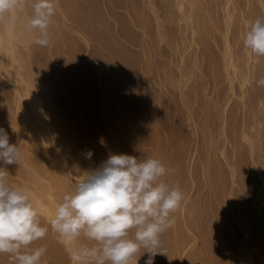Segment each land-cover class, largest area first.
<instances>
[{
  "label": "rangeland",
  "instance_id": "1",
  "mask_svg": "<svg viewBox=\"0 0 264 264\" xmlns=\"http://www.w3.org/2000/svg\"><path fill=\"white\" fill-rule=\"evenodd\" d=\"M25 1V2H24ZM23 4V8H25L24 10L27 9V12L29 14V16L31 17L33 9H32V4H33V0H24ZM28 1V2H27ZM61 1V2H59ZM67 1V2H65ZM93 1V2H92ZM107 1V2H106ZM56 0L55 3L57 4L58 7V12L56 13V15L53 17V21H52V25H50L49 27V32H50V41H52V43L50 42V44H52L50 46V44H48L45 47L36 45L34 43L35 39L34 37H37L38 32L35 30V36L33 37L34 41H30L29 44L25 45L27 48H24L22 45L18 44L17 46L20 47L21 49H19L20 53L23 54V56L26 57V55H32V61L35 67V72L37 74V71L39 73V77L41 79V83L43 84H48V85H44L46 86V88L48 89V91H50V93L52 94V98L53 101L56 105V107H60V109L62 110L61 112H63L62 114L64 115V120L65 118H67V120H65V124L67 123L68 126L72 127L74 126V130H76L75 132L78 134L76 135L77 137L79 136V138L81 139L79 142L81 143L80 146V155L83 156V158L88 159L89 157H86V155H88V151L85 153L84 148L88 147V150L92 153L95 152V154L91 155L94 156L92 159H94V161L96 162L97 167H99L104 161H106L108 159V157L112 154H126L127 155H131L132 156H139L137 157L138 159H146L147 158H156V159H161L160 161L162 162V164L165 166V168L167 169H171V171L166 174L164 177H162L161 179L164 180L165 182L169 183L170 185H178L179 188L181 189V191L185 194V196L188 199V202L186 204H183L179 210H177L175 213H173L172 215L174 216V214H176L174 216L175 218V224L174 226L169 229L168 231H166L165 233L162 234L161 240L163 243V248L166 251V253L168 254H164V255H160L157 254L154 257V264H180L179 262L184 261L185 263L187 262L188 264H211V262H213L212 264H222L221 262H223V264H239L240 259L241 261H246L248 262V264H264V261L262 260L263 258V254H264V249L262 250V248H264V213L260 214L258 208L255 209V206L251 205L256 192L254 191L257 187V182L258 179L255 178V174H254V178H253V174L252 171L254 172V169L252 167V165L250 164L251 162H249V158L248 157V153L249 151H247L246 147H242V145L240 146L239 143V139H240V132L239 130H241L242 126L244 125L243 123H247V121L249 120L250 116H251V109L249 104L247 103V107L244 106V104L241 102L239 95H240V88H236L239 85H235V95L232 94V91L230 89H228V85L227 82L223 81V79L220 77L222 75H220L221 73V63H222V55H223V33H224V14L225 11L221 9V7L218 5V7H215L216 9L213 10V17L217 22L218 26V32H210V38L207 36L206 41H208L207 43H210L209 45L205 42V40L203 42L204 46L207 45L206 47H199V49L196 48L195 45H192L190 47V43L189 42L190 39V32H188L187 34V39L188 42L186 40V42H181L185 45L181 46L179 44L177 51L179 52H175L172 53H167L169 52V50L171 49H167L170 48L167 44L164 45L161 41H160V37H159V31L161 33V28L159 29L160 25L159 23L160 20H158V18H162V22L163 19L166 18V15L168 10H162V8L164 9L166 3H167V7L168 5V0H166L165 2L162 0H150V2L148 3L149 0ZM153 1V3H151ZM100 2V3H99ZM104 4H103V3ZM113 2V3H111ZM143 2V4H141ZM76 3V4H75ZM82 3V4H81ZM87 3V4H86ZM125 3V4H124ZM131 3V4H130ZM138 3V4H137ZM145 3V4H144ZM148 3V5H147ZM158 3V4H157ZM165 3V4H164ZM242 6L244 4V1L241 2ZM64 4V6H63ZM96 4V5H95ZM119 4V5H118ZM124 4V5H123ZM134 4V5H133ZM171 4V3H170ZM99 5V6H98ZM102 5V6H101ZM127 5V6H126ZM133 5V6H131ZM138 5V6H137ZM151 5V6H150ZM156 5V6H155ZM160 5V7H158ZM245 5V4H244ZM254 5L255 8H252V11L248 8L252 13H255L256 17H261L264 16V11H263V7H260L258 4L256 6V4H251ZM68 6V7H67ZM81 6V7H80ZM94 6V7H93ZM122 6V7H121ZM131 6V7H130ZM136 6V7H135ZM140 6V7H139ZM147 6V7H146ZM253 6V7H254ZM75 7V8H74ZM105 7V8H104ZM111 7V8H110ZM125 7V8H124ZM135 7V8H133ZM142 7V8H141ZM145 7V8H144ZM151 7V8H150ZM157 7V8H155ZM245 7V6H244ZM61 8V9H60ZM77 8V9H76ZM120 8V10L118 9ZM154 8V9H153ZM80 9V10H78ZM83 9V10H82ZM115 9V10H114ZM123 9V10H122ZM125 9V10H124ZM135 9V10H134ZM142 11H141V10ZM153 9V10H152ZM157 9V10H155ZM219 9V10H218ZM255 9V12H254ZM23 10V9H22ZM22 10H20L19 12H23ZM29 10V11H28ZM77 10V11H76ZM92 10V11H91ZM107 10V11H106ZM118 10V11H117ZM131 10V11H130ZM133 10V11H132ZM150 10H152L150 12ZM243 10V9H241ZM241 10H237L235 12L236 17H235V21L232 25L231 28V32H230V39L232 42H236V45L240 49H245L244 44H243V35H244V31L247 30V26L245 25V21H244V16H241V14L243 13V11ZM262 10V11H261ZM65 13V14H63ZM65 11V12H64ZM75 11V12H74ZM104 11V12H103ZM112 11V12H111ZM117 11V12H114ZM127 11V13L125 12ZM144 11V12H143ZM162 11V12H161ZM164 11V13H163ZM240 11L242 13H240ZM30 12V13H29ZM73 12V13H71ZM80 12V13H79ZM92 15H91V13ZM99 12V13H98ZM108 14H107V13ZM111 12V13H110ZM119 12V13H118ZM134 12V13H133ZM148 12V13H147ZM155 12V14H154ZM158 12V13H156ZM160 12V13H159ZM220 12V13H219ZM223 12V14H222ZM60 13V14H59ZM77 13V14H76ZM106 13V14H105ZM113 13V14H112ZM126 13V15H125ZM132 13V14H131ZM142 15H141V14ZM94 14V15H93ZM104 14V15H103ZM128 14V15H127ZM135 16H134V15ZM155 16H153V15ZM157 14V16H156ZM166 14V15H165ZM222 14V15H221ZM258 14V15H257ZM62 15V16H61ZM74 15V16H73ZM84 15V17H83ZM91 15V16H89ZM99 17H96V16ZM150 15V16H149ZM64 16V19L62 18ZM79 16V17H78ZM81 16V17H80ZM104 16V17H103ZM110 18H109V17ZM112 16V17H111ZM119 16V17H118ZM126 16L128 18H126ZM139 18H138V17ZM147 16V17H146ZM165 16V18H164ZM67 17H69L70 19H68ZM88 17V18H87ZM158 17V18H157ZM254 17V14H253ZM66 18V19H65ZM96 18V19H94ZM112 18V19H111ZM122 18V19H120ZM138 18V20H137ZM147 18V19H146ZM255 18V17H254ZM111 19V21H110ZM125 19V20H124ZM141 19V20H140ZM62 20V21H61ZM65 20L67 22H65ZM71 20V21H70ZM76 20V21H75ZM89 20V21H88ZM98 20V21H97ZM110 22H109V21ZM119 20V21H117ZM130 20H133L132 23ZM155 20V21H154ZM158 20V21H157ZM214 20V22H215ZM221 20V21H220ZM241 22H240V21ZM70 21V22H69ZM136 21V22H135ZM157 21V22H156ZM244 21V22H243ZM63 22V24H62ZM72 22H74L72 24ZM78 22V23H77ZM87 22V23H86ZM90 22V23H89ZM98 22V23H95ZM102 22V23H101ZM113 22V23H112ZM116 22V23H114ZM119 22V23H118ZM126 22V23H124ZM138 22V23H137ZM215 22V23H216ZM221 22V23H220ZM55 23L56 25L54 26ZM58 23V24H57ZM82 25V27L80 26V24ZM89 23V24H88ZM123 23V24H122ZM130 23L135 26L133 27L132 25H130ZM134 23V24H133ZM146 23V24H145ZM156 23V24H155ZM240 23V25H239ZM69 24V25H68ZM72 24V25H70ZM98 24V25H97ZM109 26H108V25ZM112 24V25H111ZM129 24V25H128ZM149 24V25H148ZM243 24V25H242ZM66 25V26H65ZM92 25V26H91ZM105 27H104V26ZM116 25V26H115ZM122 25V27H121ZM139 25V26H137ZM155 25H157L158 27H155ZM224 25V26H223ZM64 26V27H63ZM70 28H69V27ZM76 26V27H75ZM84 26V28H83ZM98 26V27H97ZM124 26V28H123ZM128 26V27H127ZM137 26V28H136ZM141 26V27H140ZM150 26V27H149ZM246 26V27H245ZM56 29H55V28ZM75 27V28H74ZM88 29V31L86 30V28ZM97 27V29H96ZM130 27V28H129ZM59 28V29H58ZM79 28V29H78ZM108 28V30H107ZM115 28V29H114ZM121 28V29H120ZM128 28V29H126ZM135 28V29H134ZM144 28V30H143ZM157 31H156V29ZM235 28V29H234ZM239 28V29H238ZM246 28V29H245ZM58 29V30H57ZM68 29V30H66ZM74 29V30H73ZM78 29V30H77ZM92 29V31H91ZM97 31H94V30ZM100 29V31H99ZM102 29V30H101ZM118 29V31H117ZM138 29V30H137ZM242 31H241V30ZM53 32H52V31ZM72 30V31H70ZM81 32H80V31ZM115 32H114V31ZM137 30V32H136ZM142 30V31H141ZM57 31V32H56ZM67 31V32H66ZM76 31V32H75ZM82 36L80 37L79 34ZM123 31V32H122ZM130 33H129V32ZM135 31V32H133ZM211 31V30H210ZM237 31V32H236ZM83 32V33H82ZM87 32V33H86ZM108 32V33H107ZM122 32V33H120ZM127 32V33H126ZM141 32V33H140ZM178 32V30H177ZM55 33V34H54ZM57 33V34H56ZM74 33V34H73ZM77 33V34H76ZM96 33V34H94ZM100 33V35H99ZM112 35H110V34ZM135 33V34H134ZM154 36L157 35V36ZM176 33V31L174 32ZM173 33V38H174V34ZM236 33V35L234 34ZM240 33V35H239ZM71 34V35H70ZM98 34V35H97ZM132 34V35H131ZM140 34V35H139ZM144 34V36H142ZM147 38H146V36ZM179 34V35H178ZM213 34V35H212ZM220 34V35H219ZM222 34V35H221ZM53 35V36H52ZM59 35V36H58ZM63 35V36H62ZM84 35V36H83ZM182 33H176L175 38L176 39H181L182 38ZM190 37H189V36ZM234 35V36H233ZM69 36V37H68ZM98 36V37H96ZM117 36V38H116ZM135 36V37H133ZM153 38H152V37ZM214 36V37H213ZM66 37V39H65ZM74 41H73V39ZM77 37V38H76ZM124 37V38H123ZM149 37V39H148ZM159 37V38H157ZM222 37V38H221ZM232 37V38H231ZM62 38V41H60ZM84 38V39H83ZM103 38V39H102ZM128 38V39H127ZM152 40H151V39ZM157 38V39H156ZM174 38V39H175ZM58 43H56V41ZM60 39V40H59ZM72 39V40H71ZM83 39V40H81ZM94 39V40H93ZM113 39V40H112ZM119 39V41H118ZM126 39L128 41H126ZM131 43H130V41ZM133 39V40H132ZM179 39V41H181ZM80 40V41H79ZM85 40V42H84ZM99 40H103V41H99ZM109 40V41H108ZM111 40V41H110ZM123 40V41H121ZM138 43H137V41ZM145 40V41H144ZM155 40H158L155 41ZM215 41L214 43L212 41ZM218 40V41H217ZM222 40V42H221ZM69 41V42H68ZM72 41V42H71ZM92 41V42H91ZM100 43H99V42ZM107 41V42H105ZM121 41V42H120ZM126 41V43H125ZM147 41V43H146ZM151 41V43L149 42ZM175 42H178V40H174ZM54 42V43H53ZM68 42V43H67ZM87 42V43H86ZM89 42V43H88ZM97 42V43H95ZM123 42V43H122ZM157 42V44H156ZM234 42V43H235ZM35 45H33V44ZM64 45H63V44ZM74 43V44H73ZM76 43V45H75ZM86 43V44H84ZM99 43V44H98ZM102 43V44H101ZM106 43V45H105ZM142 43V44H140ZM189 43V44H188ZM218 43V44H217ZM223 43V44H222ZM32 44V45H31ZM55 44V45H53ZM67 44V45H66ZM79 46H78V45ZM88 44V45H87ZM96 44V45H95ZM127 44V45H126ZM152 44V45H151ZM215 44V45H214ZM20 45V46H19ZM58 45V46H57ZM63 45V46H62ZM72 45V46H71ZM86 45V46H85ZM120 45V46H119ZM142 45V46H141ZM146 45V46H145ZM156 47H154V46ZM158 45V46H157ZM22 46V47H21ZM57 46V48H56ZM95 46V47H94ZM113 46V48H112ZM126 46V47H125ZM140 46V47H139ZM149 46V47H148ZM189 46V48H185ZM242 46L244 48H242ZM52 47V48H51ZM68 49H67V48ZM70 47V48H69ZM74 47V48H73ZM76 47V48H75ZM78 47V48H77ZM107 47V48H106ZM118 47H119V51H118ZM120 47H122L120 49ZM146 47V49H145ZM152 47V48H151ZM154 47V49H153ZM158 47V48H157ZM162 47V48H161ZM208 47V48H207ZM215 47V48H214ZM24 48V49H22ZM32 48V49H31ZM44 48V49H43ZM50 48V49H49ZM83 48V49H82ZM92 48V49H91ZM94 48V49H93ZM102 48V50H101ZM111 48V49H110ZM164 48L165 52H164ZM37 51H36V50ZM41 49V50H40ZM57 49V51H56ZM60 49V50H59ZM63 49V50H61ZM75 49V50H74ZM111 51H109V50ZM126 49V50H125ZM129 49V50H128ZM142 49V50H141ZM150 51H149V50ZM154 50V51H151ZM156 49V50H155ZM160 49V50H159ZM181 49V50H180ZM187 49V50H186ZM192 49V50H191ZM213 49V50H212ZM219 49V50H218ZM29 50V51H28ZM33 50V51H32ZM44 50V51H43ZM47 50V52H46ZM59 50V51H58ZM70 50V51H69ZM91 50V51H90ZM103 50H107L105 52H103ZM117 50V51H116ZM183 50V51H182ZM30 51H32V53H30ZM36 51V52H35ZM52 51V52H51ZM56 53H54V52ZM64 51V52H63ZM94 51V53H93ZM115 53H114V52ZM134 51V52H133ZM137 51V52H136ZM164 52V54L162 52ZM186 51V53H185ZM190 53H189V52ZM28 52V53H27ZM46 54H45V53ZM59 52V53H58ZM103 52V53H101ZM149 52V54H148ZM183 52V54L186 56L189 55V58L192 59L194 58L195 55L196 56V62L197 66H198V70H197L199 77L194 78L193 80L190 81V83H187L186 85H183L184 83H182V87H186V88H181L180 86L177 87L178 85L176 84L177 80H181V75H179L180 72H182L180 69L181 67H184V65L182 64V62L180 61L179 55H182L181 53ZM27 53V54H25ZM37 53V54H36ZM58 59L57 56L58 55ZM127 53V55H126ZM134 53V54H133ZM143 53V54H142ZM167 53L168 57L171 55V57H166L167 55H165ZM221 53V54H220ZM25 54V55H24ZM36 56H35V55ZM56 54V55H55ZM63 54V55H62ZM65 54V55H64ZM93 54V55H92ZM104 54V56H103ZM107 54V55H106ZM112 54H115V58L113 57ZM121 54V56H120ZM132 54V55H131ZM137 54V55H135ZM154 54V56H153ZM215 54V55H214ZM53 55V56H52ZM68 55V56H67ZM102 57H101V56ZM110 55V57L108 56ZM144 57H143V56ZM151 57H149V56ZM161 55V56H160ZM176 55V56H175ZM183 55V56H184ZM45 56V57H44ZM70 56V57H69ZM76 56V57H75ZM79 56V57H78ZM95 56V57H94ZM99 56V57H98ZM125 56V57H124ZM214 56V57H213ZM36 57V58H34ZM47 57V58H46ZM52 57V58H51ZM56 60H54L55 58ZM73 57V58H72ZM85 57V58H84ZM87 57H89V60L87 59ZM104 57V58H103ZM121 57V58H120ZM132 57V58H131ZM145 59H143V58ZM149 57V58H148ZM155 57V58H153ZM159 57V58H158ZM176 57V58H175ZM204 57V58H203ZM264 57V56H263ZM39 58V59H38ZM63 58V59H62ZM67 58V59H66ZM69 58V60H68ZM112 58V59H111ZM124 58H127L124 60ZM134 58V59H133ZM165 58V60H164ZM171 58V59H170ZM175 58V59H174ZM187 58V57H186ZM205 60H203V59ZM46 59V60H45ZM48 59V60H47ZM62 59V61H61ZM73 59V60H72ZM96 59V60H95ZM100 59V61H99ZM101 59H105V61H102ZM107 59V60H106ZM115 59V60H114ZM118 59V60H117ZM123 59V60H122ZM129 59V60H128ZM133 59V60H131ZM136 59V60H135ZM161 59V60H160ZM188 59V58H187ZM7 60V59H6ZM40 60V61H39ZM139 60V61H138ZM169 60V61H168ZM178 63H176V61ZM182 60V59H181ZM189 60V59H188ZM193 60V59H192ZM191 60V61H192ZM5 61V60H4ZM38 61V62H37ZM43 61V62H42ZM51 61H54L53 63ZM61 61V62H60ZM66 61V62H65ZM71 61V62H70ZM89 61V62H88ZM111 61V63H110ZM119 61V62H116ZM128 61V62H127ZM137 61V62H136ZM143 61V63H142ZM147 61V62H146ZM171 61V63H169ZM264 61V58H263ZM8 63V61H5ZM81 62V63H80ZM85 62V63H84ZM123 62V63H122ZM125 62V64H124ZM141 62V64H140ZM211 62V64H210ZM215 62V63H214ZM39 65H38V64ZM41 63V65H40ZM69 63V65L67 64ZM117 63V64H116ZM135 63V65H133ZM156 63V65L154 66V64ZM163 65H160V64ZM167 63V64H166ZM46 64V65H45ZM59 64L60 68H57ZM61 64L62 67H61ZM65 64V65H64ZM72 64V65H71ZM87 64V66H86ZM114 64V65H113ZM123 64V65H122ZM169 64H171L170 66V70L169 71ZM176 64H180V65H176ZM205 64V65H204ZM209 64V65H208ZM43 65V66H42ZM52 65L55 66L52 67ZM68 65V66H67ZM95 65V66H93ZM98 65V66H97ZM103 65H105L103 67ZM113 65V66H112ZM121 67H120V66ZM128 65V66H126ZM132 65V66H131ZM147 65V66H146ZM160 65V66H159ZM166 65V68H164V66ZM174 65V66H173ZM211 65V66H210ZM217 65V66H216ZM64 66V67H63ZM102 66V67H100ZM108 68H107V67ZM145 66V67H143ZM176 66V67H175ZM186 66V65H185ZM41 67V68H40ZM43 67V68H42ZM72 67V68H70ZM79 67V68H78ZM82 67V68H81ZM99 67V69H98ZM119 67V68H118ZM134 69H133V68ZM139 67V68H138ZM162 68L160 70V68ZM174 67V68H173ZM178 67V68H177ZM50 68V69H49ZM65 68V69H64ZM70 68V69H69ZM75 68V69H74ZM93 68V69H90ZM102 68V69H100ZM105 68V69H104ZM108 70H107V69ZM109 68L111 70H109ZM172 68V69H171ZM185 68V67H184ZM54 69H58V70H54ZM62 69V70H59ZM77 69V70H76ZM97 69V70H96ZM122 69V70H121ZM142 69V70H141ZM148 69V70H147ZM177 69V70H176ZM219 69V70H218ZM76 70V71H75ZM79 70V71H78ZM104 70V71H103ZM114 70V71H113ZM131 70V71H130ZM136 70V71H135ZM165 72H163V71ZM174 70V71H173ZM178 70L180 71L178 73ZM210 70H211V76L210 75ZM54 71H57L56 73ZM63 71L67 72V73H63ZM73 73H72V72ZM82 71V73H81ZM90 71V72H89ZM100 71V72H99ZM111 71V72H110ZM121 71V72H120ZM130 71V72H129ZM135 71V72H134ZM145 71V72H144ZM177 71V72H176ZM52 72V73H51ZM61 72V73H60ZM85 72V73H84ZM100 75H99V73ZM113 72V73H112ZM116 72V73H115ZM163 72V73H162ZM57 73H58V78H57ZM70 73V75H69ZM76 73V76H75ZM93 73V75H92ZM133 73V75H132ZM143 73V75H142ZM147 73V76H146ZM157 73V75H156ZM168 73L170 76H168ZM67 75V77H66ZM92 75V76H91ZM95 75V77H94ZM105 75V76H104ZM107 75V77H106ZM128 75V76H126ZM166 76L164 78V76ZM173 75V76H172ZM176 75V76H175ZM179 75V76H178ZM2 76V74L0 75V77ZM45 76V77H44ZM67 80H66V78ZM69 76V77H68ZM81 76V77H80ZM123 76V78H122ZM126 76V78H125ZM131 76V77H130ZM144 76V77H143ZM150 76V77H149ZM163 76V77H162ZM177 77V78H174ZM80 77V78H78ZM92 77V79H91ZM99 77V78H98ZM135 77V79H134ZM146 77V78H145ZM148 77V78H147ZM157 77H159L158 79ZM210 77V78H209ZM4 77L2 76L0 78V90H2V92L0 91V127L3 128L4 130L6 129V132L8 133V135L12 138H16V135L18 134V128L21 125L20 121L18 120V117L16 116V104L14 101L15 98V89L14 86L11 82L7 81L6 79H3ZM69 78V79H68ZM83 78V79H82ZM90 78V82L89 79ZM98 78V79H97ZM117 78V79H116ZM122 78V79H121ZM139 78V80H137ZM141 78V79H140ZM143 78V79H142ZM209 78V79H208ZM46 79V80H45ZM56 79V80H55ZM59 82H58V80ZM63 81H62V80ZM74 79V80H73ZM76 79V81H75ZM86 79V80H85ZM88 79V80H87ZM107 79V80H106ZM114 79V80H113ZM134 79V80H133ZM147 79H149L147 81ZM162 79V80H161ZM171 79V80H170ZM198 79V81H197ZM84 80V81H83ZM106 82H105V81ZM123 82H122V81ZM127 84H126V81ZM152 80V81H151ZM163 80L165 81V83L163 82ZM171 82H170V81ZM196 80V81H195ZM205 80V82H204ZM219 80V81H218ZM66 81V82H65ZM75 81V83H74ZM80 81V82H79ZM86 81V82H85ZM98 81V82H96ZM110 81V83H109ZM116 81V82H115ZM119 81V82H118ZM143 81V82H142ZM150 81V82H149ZM161 81V82H160ZM216 81V82H215ZM218 81V82H217ZM5 82V83H4ZM44 82V83H43ZM83 82V83H82ZM93 82V83H92ZM102 82V83H101ZM125 82V83H124ZM169 82V84L167 83ZM178 82V81H177ZM20 83V82H18ZM31 84H35L34 82H30ZM60 83V84H59ZM69 83V84H68ZM74 83V84H73ZM90 83V84H89ZM98 83V84H97ZM120 83V84H118ZM142 83V85L140 84ZM146 83V84H145ZM167 83V84H166ZM193 83V84H192ZM195 83V85H194ZM211 83H214L213 85ZM218 83V84H217ZM21 85H18V88H22L21 91L24 94V90L25 92H29L30 90V94L32 93H36V89L32 88L31 84L28 85V89L26 88L27 84L26 83H20ZM63 84V85H61ZM72 84V85H71ZM87 84V85H86ZM92 84V85H91ZM117 84V85H116ZM153 84V85H152ZM155 84V85H154ZM190 84V85H189ZM197 84V86H196ZM208 84V85H207ZM220 84V85H219ZM222 84V85H221ZM36 85V84H35ZM51 85V86H49ZM66 85V86H65ZM68 85V86H67ZM84 85V86H83ZM126 85V87H125ZM167 85V86H166ZM192 88H189V87ZM205 85V86H204ZM212 85V86H211ZM21 86V87H20ZM31 86V88H30ZM56 86V87H55ZM61 86V87H60ZM73 86V87H72ZM82 86V87H81ZM96 86V87H95ZM99 86V87H98ZM101 86V87H100ZM109 88H108V87ZM112 86V87H111ZM122 86V87H121ZM142 86V87H141ZM146 86V87H145ZM154 86V87H153ZM156 86V87H155ZM165 86V88H164ZM172 88H171V87ZM210 86V87H209ZM67 87V88H66ZM85 87V88H84ZM118 87V88H117ZM121 87V88H120ZM134 87V88H133ZM141 87V88H140ZM151 87V88H150ZM177 87V88H176ZM196 87V88H195ZM208 87V88H207ZM214 87V88H213ZM6 88V90H5ZM30 88V89H29ZM57 88H59V90H57ZM64 89L65 91H63L62 89ZM66 88V89H65ZM71 88V89H70ZM75 88V89H74ZM77 88V89H76ZM79 88V89H78ZM107 88V89H106ZM124 88V89H123ZM128 90H127V89ZM158 88V89H157ZM164 88V89H163ZM207 88V89H206ZM32 89H35L32 91ZM73 89V90H72ZM88 89V90H87ZM99 89H101L99 91ZM115 89L116 92H114ZM117 89V90H116ZM136 89V90H134ZM146 89V90H144ZM156 89V90H155ZM169 89V90H168ZM179 89V90H178ZM212 89V92H211ZM62 90V91H61ZM71 90V91H70ZM83 90V91H82ZM91 90V91H90ZM104 90V91H103ZM110 90V91H109ZM112 90V91H111ZM121 90V91H119ZM160 90V91H159ZM171 90V91H170ZM194 90V91H193ZM198 90V91H197ZM203 90V91H202ZM218 90V91H217ZM239 90V91H238ZM13 91V92H11ZM32 91V93H31ZM54 91V92H53ZM69 91V92H68ZM128 91V93H127ZM143 91V92H141ZM165 91V92H164ZM191 91V93L189 92ZM197 93H196V92ZM206 91V94H205ZM208 91V92H207ZM228 94H227V92ZM59 92V93H58ZM84 92V93H83ZM102 92V93H100ZM107 93L104 94V93ZM109 92V94H108ZM119 92V93H118ZM145 92V93H144ZM149 92V93H148ZM159 92V93H158ZM179 92V93H178ZM189 92V93H188ZM195 92V93H194ZM202 92H203V99H202ZM216 92V94H215ZM65 93V94H64ZM67 93V94H66ZM71 96H70V94ZM81 93V94H80ZM94 93V94H93ZM96 93V94H95ZM121 93V94H120ZM148 93V94H147ZM151 93V94H150ZM157 93V94H156ZM163 93V94H162ZM172 93V94H171ZM175 93V94H174ZM181 93V94H180ZM182 93L184 97V101L182 98ZM199 93V94H198ZM211 93L213 95H211ZM224 93L226 95H224ZM2 94H4L3 96H1ZM32 94V95H34ZM57 94V95H55ZM100 94V95H99ZM117 94L119 96H117ZM125 94V95H123ZM144 94V95H143ZM165 94V95H164ZM169 94V95H168ZM218 94V95H217ZM8 95V96H7ZM83 95V96H82ZM97 95V98L96 96ZM116 96L115 100L113 99ZM140 95V96H139ZM195 95V97H194ZM205 95V97H204ZM208 95V96H207ZM231 95L230 98V102L228 101L227 104V99L228 97ZM88 96V98H87ZM99 96V97H98ZM108 96V97H107ZM110 96V97H109ZM124 96V98H123ZM160 99H159V97ZM168 96V97H167ZM211 96V97H210ZM228 96V97H227ZM81 97V98H80ZM83 97V98H82ZM86 99H85V98ZM93 97V98H92ZM103 97V98H102ZM121 97H122V102H121ZM130 97V98H129ZM142 97V98H139ZM149 97V98H148ZM210 97V100L209 98ZM218 97V100H217ZM223 97V98H222ZM6 98V99H5ZM12 98V99H11ZM57 98V99H56ZM67 98V100L65 99ZM106 98V99H104ZM112 98V99H111ZM168 98V99H166ZM189 98V99H188ZM195 98V100H194ZM197 98V99H196ZM216 98V100H215ZM3 99V100H2ZM11 99V100H10ZM125 99V100H124ZM129 99V100H128ZM143 99V100H142ZM159 99V101H158ZM206 99V100H205ZM226 99V100H225ZM84 100V101H83ZM90 100V102H89ZM92 100V101H91ZM103 104H102V101ZM148 100V102H147ZM163 100V101H162ZM168 100V101H166ZM173 100V101H172ZM205 100V101H204ZM209 100V101H208ZM221 100V101H220ZM3 101H7V103L5 102V104L3 103ZM57 103H56V102ZM67 101V102H65ZM69 101V103H68ZM76 101V102H75ZM95 101V102H94ZM117 101V102H116ZM121 104H119L120 102ZM175 101V102H174ZM183 101V102H182ZM188 101V102H187ZM194 101V102H193ZM196 101V102H195ZM114 102V103H113ZM119 102V103H118ZM126 102V103H125ZM162 102V104H161ZM168 102V103H166ZM173 102V103H172ZM213 102V103H212ZM219 102V103H218ZM223 102V103H222ZM237 102H239L237 104ZM12 103V104H11ZM53 103V104H54ZM64 105H62V104ZM90 103V104H89ZM97 106H96V104ZM107 103V104H106ZM111 103V105H110ZM116 103V104H115ZM118 103V104H117ZM123 103V104H122ZM132 103V104H131ZM148 103V104H147ZM158 103V104H157ZM177 103V104H176ZM181 103V104H180ZM185 103V104H184ZM205 105H204V104ZM216 105H215V104ZM227 107H226V105ZM79 106H78V105ZM195 104V106H194ZM218 104V105H217ZM4 105V106H3ZM13 105V106H12ZM67 105V106H66ZM91 105V106H90ZM94 105V107H93ZM107 105V106H106ZM115 105V106H114ZM117 105V106H116ZM125 105V106H124ZM146 105V107H145ZM148 105V108H147ZM215 105V106H214ZM226 107L225 111L223 108L220 107ZM3 106V107H1ZM82 106V107H81ZM85 106V107H84ZM88 106V107H87ZM100 108H99V107ZM110 106V107H109ZM114 106V107H113ZM128 106V107H127ZM169 106V108H168ZM192 106V107H191ZM201 106V107H200ZM210 108H208V107ZM213 106L215 108H213ZM217 106V108H216ZM14 107V108H13ZM69 107H71L69 109ZM84 107V108H83ZM93 107V108H92ZM122 107V108H121ZM138 107V108H137ZM176 107V108H175ZM182 107V109H181ZM204 107V108H203ZM238 107V109H237ZM3 110H2V109ZM83 108V110H82ZM91 108V109H90ZM102 108V109H101ZM118 108H119V112H118ZM124 108V109H123ZM130 108V109H129ZM133 108V110L131 111V109ZM173 108V109H172ZM194 108V109H193ZM203 108V109H202ZM208 108V113L206 112V109ZM220 110H219V109ZM231 108V109H230ZM12 109V110H11ZM90 109V110H89ZM115 109V110H113ZM117 109V110H116ZM135 109V110H134ZM149 109V111H148ZM189 109V110H188ZM193 109V110H192ZM218 109V110H217ZM235 109V110H233ZM2 110V111H1ZM87 110V112L85 111ZM101 110V111H100ZM110 110V111H109ZM122 110V111H121ZM145 110V112L143 111ZM168 110V111H166ZM174 110V111H173ZM198 110V111H197ZM218 112H217V111ZM238 110V111H237ZM85 111V113H84ZM94 111V112H93ZM115 111V114H111ZM126 111V112H125ZM136 113H135V112ZM186 112V116H184V113ZM192 111V112H191ZM216 111V112H214ZM222 111V112H221ZM225 113H224V112ZM241 111V112H240ZM13 112V113H10ZM15 112V113H14ZM69 112V113H67ZM91 112V113H90ZM93 112V113H92ZM101 112V113H100ZM151 112V113H150ZM224 114V116H220V113ZM244 114H243V113ZM1 113H4V115H1ZM9 113V114H7ZM66 113V114H65ZM89 113V115H88ZM96 113V114H95ZM99 115H98V114ZM109 113V114H108ZM119 113V114H118ZM145 113V114H144ZM162 113V114H161ZM202 113V115H200ZM207 113V114H206ZM219 113V114H218ZM238 113V114H237ZM247 113V114H246ZM249 113V114H248ZM13 114V115H12ZM70 114V115H69ZM94 116H93V115ZM176 114V115H175ZM189 114V116H188ZM204 114V115H203ZM214 114V115H213ZM246 114V115H245ZM74 115V116H73ZM85 115V116H84ZM87 115V116H86ZM102 115V116H101ZM106 115V117H104ZM109 115H111L109 117ZM137 115V116H136ZM144 115V117H143ZM220 117H218V116ZM15 118H14V117ZM91 116V117H90ZM103 118V122L102 118ZM115 116V117H114ZM117 116V117H116ZM141 116V117H140ZM147 116V117H146ZM149 116V118H148ZM175 116V117H174ZM182 116V117H181ZM191 116V117H190ZM199 116V117H198ZM243 116V117H242ZM8 117V118H7ZM72 117V118H71ZM90 121H89V119ZM120 117V118H119ZM187 117V118H186ZM224 117V118H222ZM13 118V119H12ZM78 118V119H77ZM87 118V119H86ZM153 118H155V123L153 122ZM190 118V119H189ZM201 118V119H200ZM204 118V119H203ZM220 118V120H219ZM10 119V120H8ZM74 121H73V120ZM92 119V120H91ZM101 119V120H100ZM149 121H148V120ZM162 119V120H161ZM181 119V120H180ZM208 119V120H207ZM231 119H233L231 121ZM8 120V121H6ZM18 122H17V121ZM88 120V121H87ZM98 120H100L98 122ZM123 120V121H122ZM144 120V121H143ZM152 120V122H151ZM190 120V121H188ZM194 120V121H193ZM204 120V121H203ZM10 121V122H9ZM68 121V122H67ZM76 121V122H75ZM133 121V122H132ZM135 121V122H134ZM140 121V122H139ZM143 121V123H142ZM177 121V122H176ZM179 121V122H178ZM193 121V122H192ZM225 121V122H224ZM245 121V122H244ZM80 125H78L79 123ZM92 122L93 124L95 123V125L93 126V124L91 125L90 123ZM125 122V123H124ZM145 122V123H144ZM208 122V123H207ZM220 122V123H219ZM228 122V123H227ZM12 125H11V124ZM19 123V125L17 124ZM74 123V124H73ZM77 123V124H75ZM89 123V124H88ZM120 123V124H119ZM122 123V124H121ZM164 123V124H163ZM180 123V124H179ZM196 123V124H195ZM204 123V125H203ZM223 123V124H222ZM225 123V124H224ZM232 123V124H231ZM235 123V124H234ZM245 123V124H246ZM2 124H4V126H2ZM10 124V126L8 125ZM15 124V125H14ZM136 124V125H135ZM140 124V125H138ZM156 126H155V125ZM178 124V125H177ZM185 124V125H184ZM188 124V125H187ZM217 124V125H216ZM222 124V125H221ZM241 124V125H240ZM18 125V126H16ZM66 125V126H67ZM89 125V126H88ZM125 127H124V126ZM191 127H188V126ZM199 125V126H198ZM206 125V126H205ZM216 125V127H215ZM222 127H221V126ZM227 128V136L229 138V142L228 144H226V149H227V155L232 158L235 150L236 153H238L237 155V161H238V166L240 167V169L242 168L244 170V174H243V170L238 168L237 171V175L236 178L234 180H232L229 176V171H227V168L225 167V161L222 151L224 149V143L222 139V132H223V136L226 139V135L224 134V128ZM236 125V127H235ZM238 125V126H237ZM84 126V127H81ZM122 126V127H121ZM132 127V128H129ZM177 128H176V127ZM181 126V127H180ZM186 126V127H185ZM198 126V128H197ZM5 127V128H4ZM12 127H14L15 129H13ZM76 127V128H75ZM96 127V129H95ZM99 127V129L97 128ZM111 127V128H110ZM160 127V128H159ZM195 127V128H194ZM230 129H229V128ZM241 127V128H240ZM11 128V129H10ZM81 128V130H80ZM84 128V129H83ZM92 128V130H91ZM101 128V129H100ZM138 128V129H137ZM146 128V129H145ZM190 128V130H189ZM192 128V129H191ZM219 128H223L222 130ZM86 130L87 133H85ZM107 129V130H105ZM130 129V131H129ZM133 129L134 132H133ZM142 129V130H141ZM199 129V130H198ZM218 129V130H217ZM239 129V130H237ZM17 131V132H12V131ZM113 130V131H112ZM156 130V132H155ZM163 130V131H161ZM194 130V131H192ZM211 130V131H210ZM78 131V132H77ZM95 131V132H94ZM98 131V132H96ZM103 131V132H102ZM125 133H124V132ZM141 131V132H140ZM170 131V132H169ZM186 131V132H185ZM222 131V132H221ZM239 131V132H237ZM83 133L84 135H80ZM93 132V133H92ZM100 132V134H99ZM119 132V134H118ZM122 132V133H121ZM133 132V133H132ZM137 132V133H136ZM148 132V133H147ZM172 132V133H171ZM174 132V133H173ZM179 132V134H178ZM189 132V133H188ZM194 132H196L194 134ZM201 132V133H200ZM217 132L220 134H217ZM234 132V134H237L236 136L234 134H232ZM10 133V134H9ZM75 133V134H76ZM117 133V136L116 134ZM124 133V134H123ZM150 133V134H149ZM185 133V134H184ZM206 133V135L204 134ZM12 134V135H11ZM93 134V135H92ZM111 134L113 135V138L111 136ZM115 134V135H114ZM139 134V135H138ZM166 134V135H165ZM190 134L191 137H189L188 135ZM192 134V135H191ZM203 134V135H202ZM15 135V136H14ZM85 135H88L85 136ZM96 135V136H95ZM98 135V137H97ZM100 135V136H99ZM132 135V136H131ZM141 135V136H140ZM143 135V136H142ZM162 135V136H161ZM166 137H165V136ZM168 135V136H167ZM171 135L172 136L171 138ZM179 135V136H178ZM202 135V136H201ZM210 137H209V136ZM221 137H219V136ZM14 136V137H13ZM136 136V137H135ZM139 136V137H138ZM158 136V137H157ZM183 136V137H182ZM193 136V138H192ZM219 138H218V137ZM239 136V137H238ZM87 137V138H86ZM110 137L112 140H110ZM146 137V138H145ZM152 137V138H151ZM187 137V139H186ZM86 138V139H85ZM98 138V139H97ZM101 138V139H100ZM105 138V139H104ZM129 138V139H128ZM167 138V139H165ZM234 138H237L234 140ZM239 138V139H238ZM91 139H93L92 141H90ZM95 139V140H94ZM137 139V140H136ZM142 139V140H141ZM151 139V140H149ZM191 139V140H190ZM193 139V141H192ZM203 139V140H202ZM212 139V140H211ZM216 139V140H215ZM220 139V140H219ZM232 139V141H231ZM86 140V141H85ZM91 142H89V141ZM102 140V142H101ZM106 140V141H105ZM109 140V141H108ZM125 140V141H124ZM184 140V141H182ZM95 141V142H94ZM139 141V143H138ZM168 141V143L166 142ZM174 141V142H172ZM188 141V142H187ZM209 143H208V142ZM217 143H216V142ZM106 142V143H105ZM116 142V143H115ZM124 142V145H123ZM143 142V143H142ZM176 142V143H175ZM192 142V144L190 143ZM223 144H222V143ZM88 143V144H87ZM90 143V144H89ZM112 143V144H111ZM119 143V144H118ZM127 143L128 147H126L127 145L125 144ZM130 143V144H128ZM132 143V145H131ZM141 143V144H140ZM172 143V144H171ZM187 143V144H186ZM234 143L237 146V149L235 148V150H232L234 148ZM149 144V145H148ZM157 144V145H156ZM177 144V145H176ZM215 144V145H214ZM84 145V146H83ZM88 145V146H86ZM92 145V147H91ZM106 145V146H105ZM110 145V146H109ZM117 145V146H116ZM134 145V146H133ZM149 147H148V146ZM182 145V148H184V150L182 148H180ZM184 145V146H183ZM191 145V146H189ZM86 146V147H85ZM123 148H122V147ZM139 146V147H138ZM143 146V147H142ZM162 148H161V147ZM209 146V147H208ZM214 146V149H213ZM235 146V147H236ZM244 146V145H243ZM94 147V149H93ZM133 147V148H132ZM148 147V148H147ZM151 147V149H149ZM156 147V148H155ZM165 147V148H164ZM206 147V148H204ZM217 147V151L215 152ZM220 147V151L219 152V148ZM241 147V148H240ZM118 148V149H117ZM145 148V149H144ZM147 148V149H146ZM187 148V149H186ZM246 148V152L245 149ZM91 149V150H90ZM124 149V150H123ZM128 149V150H127ZM136 149V150H135ZM182 149V150H181ZM214 151H212V150ZM240 149V150H239ZM116 150V151H115ZM140 150V151H139ZM238 150V151H237ZM101 151V152H100ZM104 151V152H103ZM106 151V152H105ZM125 151V153H124ZM152 151V152H151ZM157 151V152H156ZM193 151V152H192ZM205 151V152H204ZM135 152V153H134ZM141 152V153H140ZM149 152V153H148ZM155 152V153H154ZM212 152V153H211ZM242 152H243V156H242ZM85 153V154H83ZM240 153V154H239ZM247 153V154H246ZM38 153H32V156L28 155L26 157L30 158L29 163L27 162V159L25 160L26 164L24 163V160L22 159L23 162H21L20 165L17 164H13V165H2L0 164V167L5 168V170L8 172L6 174V179L9 180V183L12 185L13 183L20 186V185H25L29 183V186H31V189L33 191V189L38 190L36 188L41 187V186H45L43 185V183H46V185L48 184V182L45 181V179H40L41 186L37 185V183L35 184V180L34 178H29L30 176L33 177V171L36 170V168H34L35 170L32 169V167H36L37 165H39V169H40V165L44 163L46 164V162H44V159L41 160L40 155H38ZM102 154V155H101ZM137 154V155H136ZM152 154V155H151ZM157 156H156V155ZM171 154V155H170ZM206 154V155H205ZM222 154V155H221ZM34 155V157H33ZM40 157L38 161V157ZM85 155V156H84ZM109 155V156H108ZM161 155V156H160ZM165 155V156H164ZM210 155V156H209ZM214 157H212V156ZM247 155V156H246ZM30 156V157H29ZM209 156V158H208ZM216 156V157H215ZM25 157V158H26ZM33 157V158H32ZM36 157V159H35ZM101 158V160H99V158ZM105 157V158H104ZM158 157V158H157ZM163 157V158H161ZM167 157V158H165ZM221 157V158H219ZM242 157V158H241ZM169 158V159H168ZM204 158V159H203ZM214 158V159H213ZM239 158V160H238ZM245 158V159H244ZM34 159V160H33ZM208 159H210L208 161ZM212 159V160H211ZM236 159V158H235ZM206 160V162H205ZM214 160V161H213ZM29 161V160H28ZM34 161V162H33ZM103 161V162H102ZM204 161V163H203ZM245 161V163H243ZM41 162V164L39 163ZM44 162V163H43ZM100 165H99V163ZM209 162V164H208ZM223 162V163H222ZM33 163V164H32ZM35 163V164H34ZM38 163V164H37ZM216 163V164H215ZM220 163V164H219ZM246 163H248V165H246ZM24 164V166L22 165ZM32 166L29 167L28 166ZM169 164V165H168ZM220 166H219V165ZM224 164V166L221 168V166ZM242 164V167H241ZM203 169H202V166ZM207 165V166H206ZM19 166V167H18ZM45 166V165H44ZM47 166V165H46ZM213 166V167H212ZM237 166V167H238ZM246 166V167H245ZM21 167V168H20ZM210 169H209V168ZM216 170H215V168ZM245 167V168H244ZM12 168V170H11ZM24 168V169H23ZM28 168V169H27ZM41 168H44L43 166ZM206 168V169H205ZM33 171H32V170ZM205 169V171H204ZM219 169V170H218ZM247 169V170H245ZM250 169V170H249ZM27 170V171H26ZM209 170V171H208ZM218 170V171H217ZM23 171V172H22ZM26 171V172H25ZM40 171V170H38ZM38 171H35V174L38 173ZM43 171V170H41ZM40 171V172H41ZM188 171V172H187ZM212 171V172H211ZM222 171V172H221ZM247 171V172H246ZM29 172H32L31 174ZM44 172V171H43ZM207 172V173H205ZM29 173V174H28ZM172 175H171V174ZM224 173V174H223ZM227 175H226V174ZM207 174V175H205ZM243 174V175H242ZM250 174V175H249ZM38 175V174H37ZM39 175H44L43 173L39 174ZM220 175V177H219ZM223 175V176H222ZM245 175V176H244ZM13 176V177H12ZM28 176V177H27ZM227 176V177H226ZM247 176V177H246ZM24 180H23V178ZM208 177L210 179H208ZM224 177L226 178L224 179ZM250 177V178H249ZM252 177V178H251ZM27 178V179H26ZM29 178V179H28ZM40 178V177H39ZM11 179V180H10ZM27 181H26V180ZM31 179V180H30ZM33 179V180H32ZM172 179V180H171ZM176 179V180H174ZM224 179V180H223ZM254 179V180H253ZM39 179H36V182H40L38 181ZM44 180V181H42ZM218 180V181H217ZM232 180V181H231ZM15 181V182H14ZM24 181V182H22ZM31 181V182H30ZM61 181V180H60ZM59 181V182H60ZM169 181V182H168ZM192 181V182H191ZM211 181V182H210ZM218 183H217V182ZM233 181H235V183L233 184ZM250 181V182H249ZM254 181V182H251ZM18 182V183H17ZM26 182V183H25ZM57 181V184L55 182V188L58 189V186H60L61 182L59 183ZM221 182V183H220ZM224 182V183H223ZM23 183V184H21ZM31 183L33 185H31ZM176 183V184H175ZM193 183V184H192ZM214 183V184H213ZM252 183V184H251ZM35 184V185H34ZM59 184V185H58ZM192 184V185H191ZM256 184V185H255ZM219 185V186H217ZM240 185V186H239ZM15 186V185H14ZM38 186V187H37ZM226 186V187H225ZM35 187V188H34ZM229 187V188H228ZM232 187V188H231ZM244 187V188H243ZM252 187V188H251ZM213 188V189H212ZM220 190H219V189ZM223 188V190H221ZM240 188V190L238 189ZM243 188V189H241ZM252 190H251V189ZM225 189V190H224ZM232 192L233 195H235L234 197L232 196V198H230L231 200H229V204L228 208L227 205L225 204V196L223 194H226V190L227 191ZM233 189V190H232ZM209 190V191H208ZM215 190V191H214ZM218 190V191H217ZM213 191V192H212ZM217 191V192H216ZM221 191V192H220ZM225 191V192H224ZM252 191H254V193H252ZM35 192V191H34ZM239 192V193H238ZM242 192V193H241ZM220 193V194H219ZM242 195H241V194ZM222 195V196H221ZM254 195V196H253ZM243 196V197H241ZM224 197V198H223ZM238 197V198H237ZM252 197V198H251ZM220 198V199H219ZM240 198V199H239ZM244 198V199H243ZM219 199V201H218ZM225 199V200H224ZM236 199V200H235ZM251 199V201H250ZM219 203V205L217 204V201ZM244 202L242 203L241 202ZM245 200V201H244ZM247 200V201H246ZM247 202V205H246ZM193 203V204H192ZM223 205V206H222ZM221 206V207H220ZM249 208H248V207ZM232 207V208H231ZM227 208V209H226ZM242 208V209H240ZM248 208V209H247ZM223 209V210H222ZM256 210V211H255ZM258 210V212H257ZM192 211V212H191ZM220 211V212H219ZM225 211V212H224ZM249 211L251 213H249ZM255 213V214H254ZM238 214V215H237ZM243 216V218H245L244 216L248 217L247 220L244 222H241L240 225V219ZM256 216V218H255ZM41 217V223H45L47 222L46 219H44V217ZM252 217L254 219H252ZM263 217V218H262ZM192 218V219H191ZM239 220H238V219ZM251 218V219H250ZM262 218V219H261ZM43 219L45 221H43ZM250 220V222H249ZM260 220V221H257ZM195 223H194V222ZM255 222V223H254ZM248 223V225H246ZM254 223V224H253ZM42 224V225H43ZM223 224V225H222ZM257 224V227H256ZM191 225V226H190ZM262 225V226H261ZM193 226V227H192ZM245 226V227H244ZM248 226V227H247ZM252 226V227H251ZM255 226V227H254ZM176 227V228H175ZM188 227V228H187ZM222 227V228H221ZM191 228V229H190ZM242 228V229H241ZM249 228V229H248ZM254 229V230H251ZM263 228V229H262ZM49 229L51 230V228L49 227ZM217 229V230H216ZM246 229H248L246 231ZM50 230H48L49 233H47V235L45 236V238L38 240L36 242L33 243V246L31 245V247H41L39 245H43L42 247H45L48 251H46L45 257L42 260V264H69L71 262L70 259V252L69 249L67 248L66 245L61 244L57 239V236H55L56 234H54L53 232H51ZM221 230V231H220ZM233 230V231H232ZM172 231V232H171ZM217 231V232H216ZM219 231V232H218ZM245 233H244V232ZM249 231V232H248ZM174 232V233H173ZM243 232V233H241ZM169 233V234H167ZM253 233V234H252ZM52 234V235H49ZM180 234V235H179ZM184 234V235H183ZM220 234V235H219ZM248 234V235H247ZM252 234V235H250ZM131 235V234H130ZM168 235V236H167ZM174 235V237H173ZM250 235V236H249ZM166 236V237H165ZM182 236V237H181ZM184 236V238H183ZM244 236V238H242ZM246 236V240L245 239ZM249 236V237H248ZM191 237V238H190ZM195 237V238H194ZM251 237V238H250ZM48 238V239H47ZM51 238V239H50ZM54 238V239H53ZM180 238H183L180 240ZM199 238V239H198ZM216 238V239H215ZM242 238V240H240ZM45 239V240H44ZM50 239V240H49ZM172 239V240H171ZM191 239V242H190ZM218 239V240H217ZM222 239V240H221ZM251 240V243L250 240ZM253 239V240H252ZM45 242H44V241ZM54 240V241H52ZM184 240V241H183ZM220 240V241H219ZM84 241V242H82ZM88 241V242H87ZM167 243H166V242ZM178 241V242H177ZM217 241V242H216ZM219 241V242H218ZM224 241V242H223ZM241 241V242H240ZM246 243H245V242ZM38 242V243H37ZM48 242L50 244V248L48 247ZM58 242V245H57ZM182 242V243H180ZM193 242V243H192ZM195 242V243H194ZM201 242V243H200ZM226 242V243H225ZM236 242V243H235ZM243 242V243H242ZM254 242V243H253ZM53 243V244H51ZM61 245H60V244ZM95 242L87 240L86 238H80V240H77V244L81 245H87L89 247L93 246ZM179 243V244H178ZM225 243V244H224ZM241 243V244H240ZM249 243V244H248ZM255 243L256 246H255ZM35 244V246H34ZM39 244V245H38ZM174 244H176L174 246ZM193 244V245H192ZM219 244V245H218ZM239 244V245H238ZM250 244H252V246H250ZM261 244V245H260ZM45 245V246H44ZM47 245V246H46ZM54 245V246H51ZM55 245L57 248H55ZM77 245V247H78ZM245 245V246H243ZM62 246V247H61ZM64 246V247H63ZM191 246V247H190ZM208 246V247H207ZM241 246V247H240ZM53 247V248H52ZM205 247V248H204ZM228 247V248H227ZM248 247V249H247ZM253 247L252 252H250L249 250ZM62 250H61V249ZM171 248V249H170ZM186 248V251L185 249ZM191 248V249H190ZM197 248V249H196ZM224 248V249H223ZM226 248V249H225ZM238 248V249H237ZM244 248V249H242ZM57 249V251H56ZM65 251H64V250ZM188 249V250H187ZM224 251H222V250ZM229 249V250H228ZM242 249V250H241ZM53 250V251H52ZM176 250V252H175ZM202 252H201V251ZM205 250V251H204ZM227 250V251H226ZM237 250V251H236ZM262 250V251H261ZM50 251V252H49ZM67 251V252H66ZM168 251V252H167ZM171 251V252H170ZM174 251V252H173ZM200 254H199V252ZM232 251V253H231ZM238 251H240V254L242 252V254L240 255L238 253ZM49 252V253H48ZM69 252V253H68ZM144 249L141 248L140 252L137 254L136 258L138 257L139 259H146L147 260V254H143ZM181 252H183L181 254ZM192 252V254H191ZM194 252V253H193ZM236 252V253H235ZM248 252V253H247ZM256 252H258L256 254ZM52 253V255H51ZM54 253V254H53ZM64 253V254H63ZM178 253V254H177ZM181 255H180V254ZM196 253V254H195ZM226 253V254H224ZM228 253V254H227ZM238 253V254H237ZM251 253V254H250ZM260 253V254H259ZM263 253V254H262ZM195 254V255H194ZM237 256V257H235ZM250 257H249V255ZM256 254V255H255ZM5 255V256H4ZM49 255V256H48ZM55 255V256H54ZM142 255V256H141ZM189 255V256H188ZM194 255V257H193ZM201 256V258L198 257ZM227 255V256H226ZM241 257H239V256ZM243 255V257H242ZM248 255V256H247ZM255 255V256H254ZM3 256V257H2ZM52 256V257H51ZM182 256V257H181ZM192 256V257H191ZM225 256V258H224ZM235 258H234V257ZM0 264H13V260L11 257H9L6 254H1L0 255ZM144 257V258H143ZM178 257V258H177ZM231 257V258H230ZM247 257V258H246ZM9 258V259H8ZM46 258V259H45ZM62 258V259H60ZM64 258V259H63ZM69 258V260L67 259ZM137 258V259H138ZM164 258V259H163ZM185 258V259H184ZM188 258V259H187ZM192 258V259H191ZM203 258V259H202ZM234 258V259H233ZM240 258V259H239ZM243 258V259H242ZM259 258V259H258ZM3 259V260H2ZM4 259L6 261H4ZM66 259V260H65ZM178 259V261L176 260ZM181 259V260H180ZM211 259H213L211 261ZM230 259V260H229ZM264 259V258H263ZM53 260V261H51ZM57 260V261H56ZM63 260V261H62ZM175 260V262H174ZM193 263H192V261ZM196 260H200V261H196ZM222 260V261H221ZM226 260V261H224ZM229 260V261H228ZM237 260H239L237 262ZM262 260V262H261ZM8 261V262H7ZM11 261V263H10ZM70 261V262H69ZM167 261V262H166ZM195 261V262H194ZM204 263H203V262ZM211 261V262H210ZM255 261L257 263H255ZM44 262V263H43ZM68 262V263H66ZM166 262V263H165ZM201 262V263H200ZM237 262V263H236ZM186 263V264H187ZM244 263V262H243ZM240 262V264H243ZM72 264V262L70 263ZM247 264V263H246Z\"/></svg>",
  "mask_w": 264,
  "mask_h": 264
},
{
  "label": "bare ground",
  "instance_id": "2",
  "mask_svg": "<svg viewBox=\"0 0 264 264\" xmlns=\"http://www.w3.org/2000/svg\"><path fill=\"white\" fill-rule=\"evenodd\" d=\"M24 1V0H23ZM34 1V0H33ZM56 1V0H55ZM63 1V0H62ZM90 1V0H89ZM121 1V0H120ZM119 1V2H120ZM125 1V0H124ZM137 1V0H136ZM145 1V0H144ZM154 1V0H153ZM153 1L151 2V3H153ZM156 1V0H155ZM154 1V2H155ZM159 1V0H158ZM164 2L166 1V0H163ZM168 1H170V2H168V7H167V3H166V5H165V7H164V9L162 8V10H168L167 12H165V13H167V15H166V18H165V16H164V18L165 19H163V22H162V18H158V20H160V22L161 23H159V25H160V27H159V29L161 28V33H160V31H159V37H160V41L164 44V45H168L170 48H168L167 47V45H166V47H167V49H171V50H169V52H167V53H170L171 51L173 52V53H175V52H178L177 51V49H178V46H179V44L183 41V42H186V40H187V42H188V37H187V34H188V32H190L189 34H190V41L189 42H191L189 45H190V47L192 46V45H195L196 46V48L197 49H199V47H203L204 46V44L203 43H207L208 41H206V39H209L210 38V35L209 34H211L212 32H216V33H219L218 31L220 30H218V26H216L217 25V22H216V20L214 19V17H213V10L214 9H216L215 7H218V5L221 7V9H222V11L224 10L225 11V14H224V25H225V29H224V33H223V48H222V50H223V55H222V63H221V73H220V75H222V76H220L222 79H223V81H225V82H227V85H228V89H230L231 91H232V94L233 95H235V85L237 84V85H239V86H237L236 88L238 89V88H240L238 91L240 92V95H239V98H240V100H241V102L244 104V106H246L247 105V103L249 104V106H250V109H251V116H250V118H249V120L247 121V123L245 124V123H243L244 125L242 126V128H241V130H239V129H237V130H239V131H241L240 132V139H239V143H240V146L242 145V147H246L247 148V151H249V153H248V157H250L249 159V162H251L250 164L252 165V167H253V169H254V172L252 171V174L254 173L255 174V178H257L258 179V182H257V187H256V189L254 190L255 192H256V194H255V197H254V200H253V202H252V204L251 205H253V206H255V209L256 208H258V210H259V212H260V214H263L264 213V85H261L260 83H259V81L260 80H264V61H263V56H256V55H254V54H252L249 50H247V49H240L239 48V45H238V47H237V45H236V42H238V41H234V42H232L231 41V39H230V32H231V28H232V25H233V23H234V21H235V17H236V14H235V12L237 11V10H241V9H243V10H241V11H243V13L240 11V13H242L241 14V16H244L243 18H244V21H245V25L246 26H248V23L250 22V21H253L255 18H257L256 17V15H255V13H252L253 11H252V9L250 8V7H252V8H255V6L254 5H251V4H256V6H257V4L260 6V7H263V11H264V0H168ZM242 1H244V4H243V6L241 5L242 3ZM25 2V1H24ZM23 2V3H24ZM28 2V1H27ZM29 2H30V0H29ZM59 2H61V1H59ZM65 2H67V1H65ZM93 2V1H92ZM107 2V1H106ZM150 2V0L148 1V3ZM161 2H162V0H161ZM167 2V1H166ZM100 3V2H99ZM103 3V2H102ZM111 3H113V2H111ZM148 3H147V5H148ZM171 3V4H170ZM76 4V3H75ZM82 4V3H81ZM87 4V3H86ZM104 4V3H103ZM125 4V3H124ZM123 4V5H124ZM131 4V3H130ZM138 4V3H137ZM141 4H143V2L141 3ZM145 4V3H144ZM158 4V3H157ZM165 4V3H164ZM96 5V4H95ZM119 5V4H118ZM134 5V4H133ZM133 5H131V6H133ZM32 6V5H31ZM63 6H64V4H63ZM99 6V5H98ZM102 6V5H101ZM127 6V5H126ZM130 6V7H131ZM138 6V5H137ZM151 6V5H150ZM156 6V5H155ZM245 6V7H244ZM254 6V7H253ZM68 7V6H67ZM81 7V6H80ZM94 7V6H93ZM122 7V6H121ZM136 7V6H135ZM135 7H133V8H135ZM140 7V6H139ZM147 7V6H146ZM158 7H160V5L158 6ZM75 8V7H74ZM105 8V7H104ZM111 8V7H110ZM125 8V7H124ZM142 8V7H141ZM145 8V7H144ZM151 8V7H150ZM155 8H157V7H155ZM248 8L252 11H250L249 10V12H247L248 11ZM23 10V12H17L16 13V21H15V23L13 24V25H10V26H5V25H3V24H0V75L2 74V76L4 77L3 79H6L7 81H9V82H11L12 84H13V86H14V89H15V98H14V101H15V103H13V104H16V113H17V117H18V120L20 121V123H21V125L19 126V130H18V132L17 131H12V132H17L18 134L16 135V138H12V137H10L9 135V142L11 143V144H16L17 146H19V148H20V150H21V152L23 153V158L26 160L27 159V162L29 163L30 161H32V160H30V158H28V157H26V156H28V155H30V156H32V153L34 154V153H38L39 152V154L38 155H40V157H41V160L42 159H44V162H46V164L44 163V165L43 164H41V162H39L41 165H40V169H39V165H37L36 167H32V166H28V164H27V166H28V168L29 167H32V169L33 170H35L34 168H36V170L35 171H38V170H43V171H38V175L37 174H35V171H33L32 169V171L34 172L33 173V177H29V178H34V180H35V184L37 183V185H39V186H41V181H40V179H45V181L46 182H48V184L46 185V183H43V185H45V186H41V187H38V188H36V189H38V190H35V189H33V191H32V199H33V201H34V203H35V205H36V207H37V209H38V211H39V213H40V215L42 216V217H44V219H48V218H50L53 214H54V212H55V208H56V206H57V204L59 203V202H61L62 201V197H63V195L64 194H66L67 192H69L71 189H72V187L74 186V181L78 178L77 176L79 175L80 177H82L83 175H84V173L85 172H88V171H91V170H93V169H95V168H97V165H96V162L94 161V159H92L94 156H92V158L90 157V158H88V159H86V158H83V156H81L80 155V151H81V149H80V146H81V143L79 142L81 139V137L79 138V136L77 137L76 135H78L75 131L76 130H74L73 128H74V126H72V127H70V126H68L67 125V123L65 124V120H67V118H65V120H64V115L62 114L63 112H61L62 110L60 109V107H56V106H58V105H56L55 103H54V101H53V98H52V94L50 93V91H48V89L46 88V86H44V85H48V84H43L42 85V83H41V79L39 78V77H42V76H39V73H38V71L40 70H38L37 71V74H36V72H35V68H37V67H35L34 66V64H33V61H32V55H26V57L25 56H23V54H21L20 53V51H19V49H21L20 47H18L17 45L18 44H20V45H22L24 48H27L25 45L28 43L29 44V42L32 40V39H34V38H36V37H34L35 36V30H29L28 28H26L25 27V23H26V21L30 18V16H29V14H28V12H27V9L26 10H24L25 8H22ZM61 9V8H60ZM77 9V8H76ZM118 9V8H117ZM154 9V8H153ZM152 9V10H153ZM78 10H80V9H78ZM83 10V9H82ZM115 10V9H114ZM118 10H120V8L118 9ZM117 10V11H118ZM123 10V9H122ZM125 10V9H124ZM135 10V9H134ZM141 10V9H140ZM152 10H150V12L152 11ZM155 10H157V9H155ZM219 10V9H218ZM29 11V10H28ZM77 11V10H76ZM92 11V10H91ZM107 11V10H106ZM117 11H114V12H117ZM131 11V10H130ZM133 11V10H132ZM142 11V10H141ZM158 11V10H157ZM262 11V10H261ZM58 12H60V11H58ZM62 12V11H61ZM65 12V11H64ZM75 12V11H74ZM104 12V11H103ZM112 12V11H111ZM110 12V13H111ZM126 13H127V11H125ZM144 12V11H143ZM162 12V11H161ZM238 12V11H237ZM254 12H255V9H254ZM30 13V12H29ZM63 13V12H62ZM71 13H73V12H71ZM80 13V12H79ZM91 13V12H90ZM99 13V12H98ZM107 13V12H106ZM105 13V14H106ZM119 13V12H118ZM126 13H125V15H126ZM134 13V12H133ZM148 13V12H147ZM156 13H158V12H156ZM160 13V12H159ZM163 13H164V11H163ZM220 13V12H219ZM60 14V13H59ZM63 14H65V13H63ZM77 14V13H76ZM108 14V13H107ZM113 14V13H112ZM132 14V13H131ZM141 14V13H140ZM154 14H155V12H154ZM222 14H223V12H222ZM221 14V15H222ZM253 14H254V17H253ZM91 15H92V13H91ZM91 15H89V16H91ZM94 15V14H93ZM104 15V14H103ZM128 15V14H127ZM134 15V14H133ZM142 15V14H141ZM153 15V14H152ZM258 15V14H257ZM62 16V15H61ZM74 16V15H73ZM96 16V15H95ZM135 16V15H134ZM150 16V15H149ZM154 16V15H153ZM156 16H157V14H156ZM79 17V16H78ZM81 17V16H80ZM83 17H84V15H83ZM96 17H99V16H96ZM104 17V16H103ZM109 17V16H108ZM112 17V16H111ZM119 17V16H118ZM129 17V16H128ZM127 16H126V18H128ZM138 17V16H137ZM147 17V16H146ZM155 17V16H154ZM63 19H64V16L62 17ZM68 19H70L69 17H67ZM85 18V17H84ZM88 18V17H87ZM110 18V17H109ZM130 18V17H129ZM139 18V17H138ZM138 18H137V20H138ZM66 19V18H65ZM94 19H96V18H94ZM112 19V18H111ZM111 19H110V21H111ZM120 19H122V18H120ZM131 19V18H130ZM147 19V18H146ZM54 20V19H53ZM125 20V19H124ZM141 20V19H140ZM157 20V21H158ZM214 20H215V22H214ZM62 21V20H61ZM68 21V20H67ZM66 20H65V22H67ZM71 21V20H70ZM69 21V22H70ZM76 21V20H75ZM89 21V20H88ZM98 21V20H97ZM109 21V20H108ZM109 21V22H110ZM117 21H119V20H117ZM131 21V23H132V21L133 20H130ZM155 21V20H154ZM156 21V22H157ZM221 21V20H220ZM240 21V20H239ZM243 21V22H244ZM54 22V21H53ZM136 22V21H135ZM241 22V21H240ZM74 22H72V24H73ZM78 23V22H77ZM87 23V22H86ZM90 23V22H89ZM88 23V24H89ZM95 23H98V22H95ZM102 23V22H101ZM113 23V22H112ZM114 23H116V22H114ZM119 23V22H118ZM124 23H126V22H124ZM130 23V25H132ZM138 23V22H137ZM221 23V22H220ZM54 24V26L56 25L55 23H53ZM58 24V23H57ZM62 24H63V22H62ZM72 24H70V25H72ZM80 24V23H79ZM123 24V23H122ZM134 24V23H133ZM146 24V23H145ZM156 24V23H155ZM52 25V24H51ZM69 25V24H68ZM98 25V24H97ZM108 25V24H107ZM112 25V24H111ZM129 25V24H128ZM149 25V24H148ZM223 25V26H224ZM239 25H240V23H239ZM243 25V24H242ZM66 26V25H65ZM80 26L82 27V25L80 24ZM92 26V25H91ZM104 26V25H103ZM109 26V25H108ZM116 26V25H115ZM133 26V25H132ZM137 26H139V25H137ZM137 26H136V28H137ZM245 26V27H246ZM64 27V26H63ZM69 27V26H68ZM76 27V26H75ZM74 27V28H75ZM98 27V26H97ZM97 27H96V29H97ZM105 27V26H104ZM121 27H122V25H121ZM128 27V26H127ZM133 27H135V26H133ZM141 27V26H140ZM150 27V26H149ZM155 27H158L157 25H155ZM55 28V27H54ZM70 28V27H69ZM83 28H84V26H83ZM86 28V27H85ZM123 28H124V26H123ZM130 28V27H129ZM56 29V28H55ZM59 29V28H58ZM57 29V30H58ZM79 29V28H78ZM77 29V30H78ZM115 29V28H114ZM121 29V28H120ZM126 29H128V28H126ZM135 29V28H134ZM156 29V28H155ZM235 29V28H234ZM239 29V28H238ZM246 29V28H245ZM50 30V29H49ZM66 30H68V29H66ZM74 30V29H73ZM86 30L88 31V29L86 28ZM94 30V29H93ZM102 30V29H101ZM107 30H108V28H107ZM138 30V29H137ZM137 30H136V32H137ZM143 30H144V28H143ZM177 30H178V32L179 33H182V38L180 39L181 41H179V39H176L175 38V36H176V33H178L177 32ZM211 30V31H210ZM241 30V29H240ZM52 31V30H51ZM70 31H72V30H70ZM80 31V30H79ZM82 31V30H81ZM80 31V32H81ZM91 31H92V29H91ZM94 31H97V30H94ZM99 31H100V29H99ZM114 31V30H113ZM116 31V30H115ZM114 31V32H115ZM117 31H118V29H117ZM142 31V30H141ZM156 31H157V29H156ZM176 31V33H174ZM242 31V30H241ZM53 32V31H52ZM57 32V31H56ZM67 32V31H66ZM73 32V31H72ZM76 32V31H75ZM78 32V31H77ZM123 32V31H122ZM122 32H120V33H122ZM129 32V31H128ZM133 32H135V31H133ZM211 32V33H210ZM237 32V31H236ZM245 32V31H244ZM83 33V32H82ZM87 33V32H86ZM108 33V32H107ZM127 33V32H126ZM130 33V32H129ZM141 33V32H140ZM173 33L175 34L174 35V38H173ZM55 34V33H54ZM57 34V33H56ZM74 34V33H73ZM77 34V33H76ZM78 34H79V32H78ZM94 34H96V33H94ZM110 34V33H109ZM113 34V33H112ZM112 34H110V35H112ZM135 34V33H134ZM153 34V36H154V33H152ZM235 35H236V33H234ZM38 35V34H37ZM71 35V34H70ZM98 35V34H97ZM99 35H100V33H99ZM132 35V34H131ZM140 35V34H139ZM179 35V34H178ZM209 35V36H208ZM213 35V34H212ZM220 35V34H219ZM222 35V34H221ZM239 35H240V33H239ZM53 36V35H52ZM59 36V35H58ZM63 36V35H62ZM79 36L80 37H82L80 34H79ZM84 36V35H83ZM142 36H144V34L142 35ZM145 36H146V34H145ZM155 36H157V35H155ZM154 36V37H155ZM209 37V38H206V37ZM234 36V35H233ZM34 37V38H33ZM69 37V36H68ZM96 37H98V36H96ZM133 37H135V36H133ZM152 37V36H151ZM159 37H157V38H159ZM177 37V36H176ZM214 37V36H213ZM77 38V37H76ZM116 38H117V36H116ZM124 38V37H123ZM146 38H147V36H146ZM153 38V37H152ZM156 38V39H157ZM222 38V37H221ZM232 38V37H231ZM51 39V38H50ZM61 39V40H60ZM59 40L60 41H62V38H60ZM65 39H66V37H65ZM72 39H73V37H72ZM71 39V40H72ZM84 39V38H83ZM83 39H81V40H83ZM103 39V38H102ZM128 39V38H127ZM126 39V41H128ZM148 39H149V37H148ZM151 39V38H150ZM94 40V39H93ZM113 40V39H112ZM133 40V39H132ZM152 40V39H151ZM174 40H178V42H175ZM205 40V42H203ZM243 40V39H242ZM32 41H34V40H32ZM52 41L53 40H51L50 42L52 43ZM55 41H56V39H55ZM73 41H74V39H73ZM80 41V40H79ZM99 41H103V40H99ZM98 41V42H99ZM109 41V40H108ZM111 41V40H110ZM118 41H119V39H118ZM121 41H123V40H121ZM120 41V42H121ZM126 41H125V43H126ZM129 41H130V39H129ZM137 41V40H136ZM139 41V40H138ZM138 41H137V43H138ZM145 41V40H144ZM155 41H157L158 42V40H155ZM218 41V40H217ZM69 42V41H68ZM67 42V43H68ZM72 42V41H71ZM75 42V41H74ZM84 42H85V40H84ZM92 42V41H91ZM105 42H107V41H105ZM150 43H151V41H149ZM157 42H156V44H157ZM213 43L215 42L214 40L212 41ZM221 42H222V40H221ZM54 43V42H53ZM56 43H58L57 41H56ZM87 43V42H86ZM86 43H84V44H86ZM89 43V42H88ZM95 43H97V42H95ZM100 43V42H99ZM98 43V44H99ZM123 43V42H122ZM130 43H131V41H130ZM146 43H147V41H146ZM159 43V42H158ZM205 43V44H206ZM27 44V45H28ZM33 44V43H32ZM31 44V45H32ZM50 44V43H49ZM63 44V43H62ZM74 44V43H73ZM102 44V43H101ZM140 44H142V43H140ZM182 45H185V44H183V43H181ZM181 44H180V46H181ZM208 45L210 44V43H207ZM218 44V43H217ZM19 45V46H20ZM33 45H35V44H33ZM52 44H50V46H51ZM53 45H55V44H53ZM64 45V44H63ZM62 45V46H63ZM67 45V44H66ZM75 45H76V43H75ZM78 45V44H77ZM88 45V44H87ZM96 45V44H95ZM105 45H106V43H105ZM127 45V44H126ZM152 45V44H151ZM211 45V44H210ZM215 45V44H214ZM21 46V47H22ZM36 46V45H35ZM58 46V45H57ZM57 46H56V48H57ZM72 46V45H71ZM79 46V45H78ZM86 46V45H85ZM120 46V45H119ZM142 46V45H141ZM146 46V45H145ZM154 46V45H153ZM158 46V45H157ZM207 45H205L204 47H206ZM241 46V45H240ZM42 47H45V46H42ZM95 47V46H94ZM126 47V46H125ZM140 47V46H139ZM149 47V46H148ZM155 47V46H154ZM154 47H153V49H154ZM24 48H22V49H24ZM52 48V47H51ZM67 48V47H66ZM70 48V47H69ZM74 48V47H73ZM76 48V47H75ZM78 48V47H77ZM107 48V47H106ZM112 48H113V46H112ZM122 47H120V49H121ZM152 48V47H151ZM156 48V47H155ZM158 48V47H157ZM162 48V47H161ZM185 48H189V46H187V47H185ZM208 48V47H207ZM215 48V47H214ZM242 48H244L243 46H242ZM32 49V48H31ZM44 49V48H43ZM50 49V48H49ZM68 49V48H67ZM83 49V48H82ZM92 49V48H91ZM94 49V48H93ZM111 49V48H110ZM114 49V48H113ZM145 49H146V47H145ZM165 49L166 48H164L163 50H164V52H165ZM25 50V49H24ZM36 50V49H35ZM41 50V49H40ZM60 50V49H59ZM58 50V51H59ZM61 50H63V49H61ZM75 50V49H74ZM101 50H102V48H101ZM109 50V49H108ZM126 50V49H125ZM129 50V49H128ZM142 50V49H141ZM149 50V49H148ZM156 50V49H155ZM160 50V49H159ZM181 50V49H180ZM187 50V49H186ZM192 50V49H191ZM213 50V49H212ZM219 50V49H218ZM29 51V50H28ZM33 51V50H32ZM32 51H30V53H32ZM37 51V50H36ZM35 51V52H36ZM44 51V50H43ZM56 51H57V49H56ZM70 51V50H69ZM91 51V50H90ZM105 51H107V50H105ZM104 50H103V52H105ZM110 51V50H109ZM117 51V50H116ZM118 51H119V47H118ZM150 51V50H149ZM151 51H154V50H152L151 49ZM183 51V50H182ZM25 52H26V50H25ZM46 52H47V50H46ZM52 52V51H51ZM54 52V51H53ZM64 52V51H63ZM103 52H101V53H103ZM111 52V51H110ZM114 52V51H113ZM134 52V51H133ZM137 52V51H136ZM155 52V51H154ZM162 52V51H161ZM164 52H162L163 54H164ZM171 52V53H172ZM189 52V51H188ZM28 53V52H27ZM27 53H25V54H27ZM45 53V52H44ZM48 53V52H47ZM54 53H56V52H54ZM59 53V52H58ZM57 53V54H58ZM93 53H94V51H93ZM115 53V52H114ZM167 53L165 54V55H167ZM172 53V54H173ZM185 53H186V51H185ZM184 53V54H185ZM190 53V52H189ZM24 54V55H25ZM37 54V53H36ZM46 54V53H45ZM134 54V53H133ZM143 54V53H142ZM148 54H149V52H148ZM178 54H179V52H178ZM182 55H179L180 57L179 58H181L180 59V61L182 62V64L184 65V67H181L180 66V68H182V69H180L182 72H180L179 70H178V73H179V75H181V78H182V81L180 80H177L176 81V84L178 85L177 87H179L180 85H182V83H184L183 85H186L187 83H190V81L191 80H193L194 78H198L199 77V74H198V72H197V70H198V66H197V63L198 62H196L195 60V58H196V56L197 55H195L194 56V58H192V59H190L189 58V55L187 56H185L184 54H183V52L181 53ZM187 54V53H186ZM221 54V53H220ZM35 55V54H34ZM56 55V54H55ZM63 55V54H62ZM65 55V54H64ZM93 55V54H92ZM107 55V54H106ZM113 55V57L115 58V54H112ZM126 55H127V53H126ZM132 55V54H131ZM135 55H137V54H135ZM184 55V56H183ZM215 55V54H214ZM36 56V55H35ZM53 56V55H52ZM57 56V59H58V56H59V54L58 55H56ZM68 56V55H67ZM101 56V55H100ZM103 56H104V54H103ZM109 57H110V55H108ZM120 56H121V54H120ZM138 56V55H137ZM143 56V55H142ZM149 56V55H148ZM153 56H154V54H153ZM161 56V55H160ZM176 56V55H175ZM45 57V56H44ZM60 57V56H59ZM70 57V56H69ZM76 57V56H75ZM79 57V56H78ZM95 57V56H94ZM99 57V56H98ZM102 57V56H101ZM125 57V56H124ZM144 57V56H143ZM142 57V58H143ZM149 57H151V56H149ZM148 57V58H149ZM166 57H168V55L166 56ZM169 57H171V55L169 56ZM168 57V58H169ZM189 59H187V58ZM214 57V56H213ZM34 58H36V57H34ZM47 58V57H46ZM52 58V57H51ZM55 58V57H54ZM73 58V57H72ZM85 58V57H84ZM104 58V57H103ZM121 58V57H120ZM132 58V57H131ZM153 58H155V57H153ZM159 58V57H158ZM176 58V57H175ZM174 58V59H175ZM204 58V57H203ZM203 58H201V59H203ZM7 59V60H6ZM39 59V58H38ZM63 59V58H62ZM62 59H61V61H62ZM67 59V58H66ZM87 59L89 60V57H87ZM112 59V58H111ZM125 59H127V58H124V60ZM134 59V58H133ZM133 59H131V60H133ZM144 59V58H143ZM171 59V58H170ZM8 61V63L7 62H5V61ZM46 60V59H45ZM48 60V59H47ZM54 60H56V58L54 59ZM59 60V59H58ZM68 60H69V58H68ZM73 60V59H72ZM96 60V59H95ZM102 61H105V59L103 60V59H101ZM107 60V59H106ZM115 60V59H114ZM118 60V59H117ZM123 60V59H122ZM129 60V59H128ZM136 60V59H135ZM145 60V59H144ZM161 60V59H160ZM164 60H165V58H164ZM192 60V61H191ZM203 60H205V59H203ZM40 61V60H39ZM60 61V62H61ZM99 61H100V59H99ZM134 61V60H133ZM139 61V60H138ZM169 61V60H168ZM176 61V60H175ZM38 62V61H37ZM43 62V61H42ZM52 63L54 62V61H51ZM66 62V61H65ZM71 62V61H70ZM89 62V61H88ZM116 62H119V61H116ZM128 62V61H127ZM137 62V61H136ZM147 62V61H146ZM55 63V62H54ZM53 63V64H54ZM81 63V62H80ZM85 63V62H84ZM110 63H111V61H110ZM120 63V62H119ZM123 63V62H122ZM142 63H143V61H142ZM169 63H171V61L169 62ZM176 63H178L177 61H176ZM215 63V62H214ZM38 64V63H37ZM68 65H69V63H67ZM117 64V63H116ZM124 64H125V62H124ZM140 64H141V62H140ZM154 64V63H153ZM167 64V63H166ZM172 64V63H171ZM171 64H169L168 66H169V71H171L172 72V70H170V65ZM210 64H211V62H210ZM39 65V64H38ZM40 65H41V63H40ZM46 65V64H45ZM62 65L63 64H61V67H62ZM65 65V64H64ZM67 65V66H68ZM72 65V64H71ZM114 65V64H113ZM112 65V66H113ZM123 65V64H122ZM133 65H135V63L133 64ZM156 65V63L154 64V66ZM160 65H163L162 63L160 64ZM159 65V66H160ZM176 65H180V64H176ZM186 65V66H185ZM205 65V64H204ZM209 65V64H208ZM43 66V65H42ZM86 66H87V64H86ZM93 66H95V65H93ZM98 66V65H97ZM105 65H103V67H104ZM120 66V65H119ZM126 66H128V65H126ZM132 66V65H131ZM147 66V65H146ZM174 66V65H173ZM211 66V65H210ZM217 66V65H216ZM35 67V68H34ZM52 67H54L55 68V66L54 65H52ZM64 67V66H63ZM100 67H102V66H100ZM107 67V66H106ZM121 67V66H120ZM143 67H145V66H143ZM176 67V66H175ZM41 68V67H40ZM43 68V67H42ZM57 68H60L59 67V64H58V66H57ZM70 68H72V67H70ZM69 68V69H70ZM79 68V67H78ZM82 68V67H81ZM108 68V67H107ZM106 68V69H107ZM119 68V67H118ZM133 68V67H132ZM135 68V67H134ZM133 68V69H134ZM139 68V67H138ZM160 68V67H159ZM166 68V65L164 66V68L163 69H165ZM174 68V67H173ZM178 68V67H177ZM38 69V68H37ZM50 69V68H49ZM65 69V68H64ZM75 69V68H74ZM90 69H93V68H90ZM98 69H99V67H98ZM100 69H102V68H100ZM105 69V68H104ZM162 68H160V70H161ZM172 69V68H171ZM202 69V68H201ZM200 69V70H201ZM54 70H58V69H54ZM59 70H62V69H59ZM77 70V69H76ZM75 70V71H76ZM97 70V69H96ZM108 70V69H107ZM109 70H111L110 68H109ZM122 70V69H121ZM142 70V69H141ZM148 70V69H147ZM177 70V69H176ZM200 70H198L199 71V73H200ZM219 70V69H218ZM41 71V70H40ZM39 71V72H40ZM79 71V70H78ZM104 71V70H103ZM114 71V70H113ZM131 71V70H130ZM129 71V72H130ZM136 71V70H135ZM134 71V72H135ZM163 71V70H162ZM174 71V70H173ZM55 73L57 72V71H54ZM65 71H63V73H64ZM72 72V71H71ZM90 72V71H89ZM100 72V71H99ZM98 72V73H99ZM111 72V71H110ZM121 72V71H120ZM145 72V71H144ZM163 72H165V71H163ZM162 72V73H163ZM177 72V71H176ZM52 73V72H51ZM61 73V72H60ZM65 73H67V72H65ZM73 73V72H72ZM81 73H82V71H81ZM85 73V72H84ZM113 73V72H112ZM116 73V72H115ZM211 70H210V75H211ZM69 75H70V73H69ZM92 75H93V73H92ZM91 75V76H92ZM99 75H100V73H99ZM132 75H133V73H132ZM142 75H143V73H142ZM156 75H157V73H156ZM170 75H171V73H170ZM169 75V73H168V76H170ZM178 75V76H179ZM1 76V77H2ZM75 76H76V73H75ZM105 76V75H104ZM126 76H128V75H126ZM126 76H125V78H126ZM146 76H147V73H146ZM164 76V75H163ZM162 76V77H163ZM167 76V75H166ZM166 76H164V78L166 77ZM173 76V75H172ZM176 76V75H175ZM174 76V78H177V77H175ZM212 76V75H211ZM0 77V78H1ZM45 77V76H44ZM59 76H58V73H57V78H58ZM65 77V76H64ZM66 77H67V75H66ZM65 77V78H66ZM69 77V76H68ZM81 77V76H80ZM80 77H78V78H80ZM94 77H95V75H94ZM106 77H107V75H106ZM131 77V76H130ZM144 77V76H143ZM150 77V76H149ZM213 77V76H212ZM99 78V77H98ZM97 78V79H98ZM122 78H123V76H122ZM121 78V79H122ZM146 78V77H145ZM148 78V77H147ZM159 77H157V79H158ZM200 78V77H199ZM210 78V77H209ZM208 78V79H209ZM69 79V78H68ZM83 79V78H82ZM89 79V82H90V78H88ZM87 79V80H88ZM91 79H92V77H91ZM117 79V78H116ZM124 79V78H123ZM134 79H135V77H134ZM133 79V80H134ZM141 79V78H140ZM143 79V78H142ZM46 80V79H45ZM56 80V79H55ZM58 80V79H57ZM62 80V79H61ZM66 80H67V78H66ZM74 80V79H73ZM86 80V79H85ZM107 80V79H106ZM114 80V79H113ZM137 80H139V78L137 79ZM149 79H147V81H148ZM159 80L160 79H158V82H159ZM162 80V79H161ZM171 80V79H170ZM169 80V81H170ZM1 81V80H0ZM63 81V80H62ZM75 81H76V79H75ZM75 81H74V83H75ZM84 81V80H83ZM105 81V80H104ZM122 81V80H121ZM126 81V80H125ZM152 81V80H151ZM196 81V80H195ZM197 81H198V79H197ZM219 81V80H218ZM217 81V82H218ZM2 82V81H1ZM18 82H20V83H26L27 84V86H26V88L28 89V85H30L31 83L30 82H34L35 84H31V86H32V88H35V89H32V91L33 90H35L36 91V93L34 94V93H32V91H31V93L32 94H34V95H32V94H30L29 92H30V90H29V92L27 91V92H25V90H24V94H23V92L21 91V89L20 88H18V85H21L20 83H18ZM58 82H59V80H58ZM66 82V81H65ZM80 82V81H79ZM86 82V81H85ZM96 82H98V81H96ZM106 82V81H105ZM116 82V81H115ZM119 82V81H118ZM123 82V81H122ZM143 82V81H142ZM150 82V81H149ZM161 82V81H160ZM163 82L165 83V81L163 80ZM171 82V81H170ZM204 82H205V80H204ZM216 82V81H215ZM5 83V82H4ZM44 83V82H43ZM73 83V84H74ZM83 83V82H82ZM93 83V82H92ZM99 83V82H98ZM97 83V84H98ZM102 83V82H101ZM109 83H110V81H109ZM125 83V82H124ZM168 84H169V82H167ZM166 83V84H167ZM1 84V83H0ZM60 84V83H59ZM69 84V83H68ZM90 84V83H89ZM118 84H120V83H118ZM126 84H127V81H126ZM141 85H142V83H140ZM146 84V83H145ZM193 84V83H192ZM212 85L214 84V83H211ZM218 84V83H217ZM61 85H63V84H61ZM72 85V84H71ZM87 85V84H86ZM92 85V84H91ZM117 85V84H116ZM153 85V84H152ZM155 85V84H154ZM190 85V84H189ZM194 85H195V83H194ZM208 85V84H207ZM211 85V86H212ZM220 85V84H219ZM222 85V84H221ZM31 86H30V88H31ZM49 86H51V85H49ZM66 86V85H65ZM68 86V85H67ZM84 86V85H83ZM167 86V85H166ZM187 86V85H186ZM196 86H197V84H196ZM205 86V85H204ZM21 87V86H20ZM56 87V86H55ZM61 87V86H60ZM73 87V86H72ZM82 87V86H81ZM96 87V86H95ZM99 87V86H98ZM101 87V86H100ZM108 87V86H107ZM112 87V86H111ZM122 87V86H121ZM120 87V88H121ZM125 87H126V85H125ZM142 87V86H141ZM140 87V88H141ZM146 87V86H145ZM154 87V86H153ZM156 87V86H155ZM171 87V86H170ZM176 87V88H177ZM182 89L183 88H186L185 86L184 87H182V86H180ZM192 87H194V86H192L191 85V87H189V88H192ZM210 87V86H209ZM1 88V87H0ZM29 88V89H30ZM67 88V87H66ZM65 88V89H66ZM85 88V87H84ZM109 88V87H108ZM118 88V87H117ZM134 88V87H133ZM151 88V87H150ZM164 88H165V86H164ZM163 88V89H164ZM172 88V87H171ZM196 88V87H195ZM208 88V87H207ZM206 88V89H207ZM214 88V87H213ZM62 89V88H61ZM71 89V88H70ZM75 89V88H74ZM77 89V88H76ZM79 89V88H78ZM107 89V88H106ZM124 89V88H123ZM127 89V88H126ZM158 89V88H157ZM5 90H6V88H5ZM57 90H59V88H57ZM63 91H65L64 89H62ZM61 90V91H62ZM73 90V89H72ZM88 90V89H87ZM101 89H99V91H100ZM112 90H114V92H116L117 93V91H115V89H112ZM111 90V91H112ZM117 90V89H116ZM128 90V89H127ZM134 90H136V89H134ZM144 90H146V89H144ZM156 90V89H155ZM169 90V89H168ZM179 90V89H178ZM184 90V89H183ZM1 92H2V90H0ZM71 91V90H70ZM83 91V90H82ZM91 91V90H90ZM104 91V90H103ZM110 91V90H109ZM119 91H121V90H119ZM160 91V90H159ZM171 91V90H170ZM194 91V90H193ZM198 91V90H197ZM203 91V90H202ZM218 91V90H217ZM11 92H13V91H11ZM34 92V91H33ZM54 92V91H53ZM69 92V91H68ZM141 92H143V91H141ZM165 92V91H164ZM190 93H191V91H189ZM188 92V93H189ZM196 92V91H195ZM194 92V93H195ZM208 92V91H207ZM211 92H212V89H211ZM227 92V91H226ZM3 93V92H2ZM59 93V92H58ZM84 93V92H83ZM100 93H102V92H100ZM104 93V92H103ZM119 93V92H118ZM127 93H128V91H127ZM145 93V92H144ZM149 93V92H148ZM147 93V94H148ZM159 93V92H158ZM179 93V92H178ZM197 93V92H196ZM13 94H14V92H13ZM65 94V93H64ZM67 94V93H66ZM70 94V93H69ZM81 94V93H80ZM94 94V93H93ZM96 94V93H95ZM104 94H106L107 95V93H104ZM108 94H109V92H108ZM121 94V93H120ZM151 94V93H150ZM157 94V93H156ZM163 94V93H162ZM172 94V93H171ZM175 94V93H174ZM181 94V93H180ZM199 94V93H198ZM205 94H206V91H205ZM215 94H216V92H215ZM227 94H228V92H227ZM4 94H2L1 96H3ZM55 95H57V94H55ZM100 95V94H99ZM123 95H125V94H123ZM144 95V94H143ZM165 95V94H164ZM169 95V94H168ZM186 95V94H185ZM185 95H183V93H182V97L183 96H185ZM211 95H213L212 93H211ZM218 95V94H217ZM224 95H226L225 93H224ZM229 95V94H228ZM8 96V95H7ZM70 96H71V94H70ZM83 96V95H82ZM96 96V98H97V95H95ZM113 96V95H112ZM117 96H119L118 94H117ZM126 96V95H125ZM140 96V95H139ZM208 96V95H207ZM99 97V96H98ZM108 97V96H107ZM110 97V96H109ZM114 97V96H113ZM159 97V96H158ZM168 97V96H167ZM194 97H195V95H194ZM204 97H205V95H204ZM211 97V96H210ZM210 97H208L209 98V100H210ZM228 97V96H227ZM1 98V97H0ZM81 98V97H80ZM83 98V97H82ZM85 98V97H84ZM87 98H88V96H87ZM93 98V97H92ZM103 98V97H102ZM116 98V96L113 98V99H115ZM123 98H124V96H123ZM130 98V97H129ZM139 98H142V97H139ZM149 98V97H148ZM223 98V97H222ZM230 98H231V95L228 97V99H227V104H228V101L230 102ZM6 99V98H5ZM12 99V98H11ZM10 99V100H11ZM57 99V98H56ZM66 100H67V98H65ZM86 99V98H85ZM104 99H106V98H104ZM112 99V98H111ZM159 99H160V97H159ZM159 99H158V101H159ZM166 99H168V98H166ZM183 100H184V97L182 98ZM189 99V98H188ZM197 99V98H196ZM202 99H203V92H202ZM3 100V99H2ZM115 100H118V99H115ZM125 100V99H124ZM129 100V99H128ZM143 100V99H142ZM194 100H195V98H194ZM206 100V99H205ZM204 100V101H205ZM208 100V101H209ZM215 100H216V98H215ZM217 100H218V97H217ZM226 100V99H225ZM84 101V100H83ZM92 101V100H91ZM102 101V100H101ZM163 101V100H162ZM166 101H168V100H166ZM173 101V100H172ZM184 101H186V100H184ZM221 101V100H220ZM1 102V101H0ZM6 103H7V101H5ZM5 102L3 101V103L5 104ZM56 102V101H55ZM65 102H67V101H65ZM76 102V101H75ZM89 102H90V100H89ZM95 102V101H94ZM117 102V101H116ZM120 102V101H119ZM118 102V103H119ZM121 102H122V97H121ZM121 102L119 103V104H121ZM147 102H148V100H147ZM175 102V101H174ZM183 102V101H182ZM188 102V101H187ZM194 102V101H193ZM196 102V101H195ZM54 103V104H53ZM57 103V102H56ZM68 103H69V101H68ZM114 103V102H113ZM117 103V104H118ZM126 103V102H125ZM166 103H168V102H166ZM173 103V102H172ZM213 103V102H212ZM219 103V102H218ZM223 103V102H222ZM239 102H237V104H238ZM12 104V103H11ZM62 104V103H61ZM70 104V103H69ZM90 104V103H89ZM96 104V103H95ZM102 104H103V101H102ZM107 104V103H106ZM116 104V103H115ZM123 104V103H122ZM132 104V103H131ZM148 104V103H147ZM158 104V103H157ZM161 104H162V102H161ZM177 104V103H176ZM181 104V103H180ZM185 104V103H184ZM204 104V103H203ZM215 104V103H214ZM225 104V103H224ZM6 105V104H5ZM56 105V106H55ZM62 105H64V104H62ZM78 105V104H77ZM80 105V104H79ZM78 105V106H79ZM110 105H111V103H110ZM168 105H169V103H168ZM205 105V104H204ZM216 105V104H215ZM214 105V106H215ZM218 105V104H217ZM226 105V104H225ZM4 106V105H3ZM3 106H1V107H3ZM13 106V105H12ZM67 106V105H66ZM91 106V105H90ZM96 106H97V104H96ZM107 106V105H106ZM115 106V105H114ZM113 106V107H114ZM117 106V105H116ZM125 106V105H124ZM194 106H195V104H194ZM213 106V108H215ZM82 107V106H81ZM85 107V106H84ZM83 107V108H84ZM88 107V106H87ZM93 107H94V105H93ZM92 107V108H93ZM99 107V106H98ZM101 107V106H100ZM99 107V108H100ZM110 107V106H109ZM128 107V106H127ZM145 107H146V105H145ZM192 107V106H191ZM201 107V106H200ZM208 107V106H207ZM220 107H221V105H220ZM226 107H227V105H226ZM226 107H221V108H225L226 109ZM247 107V106H246ZM14 108V107H13ZM71 107H69V109H70ZM83 108H82V110H83ZM122 108V107H121ZM138 108V107H137ZM147 108H148V105H147ZM168 108H169V106H168ZM176 108V107H175ZM204 108V107H203ZM202 108V109H203ZM208 108H210V107H208ZM208 108L206 109V112L208 111ZM216 108H217V106H216ZM2 109V108H1ZM91 109V108H90ZM89 109V110H90ZM102 109V108H101ZM124 109V108H123ZM130 109V108H129ZM173 109V108H172ZM181 109H182V107H181ZM194 109V108H193ZM192 109V110H193ZM219 109V108H218ZM217 109V110H218ZM225 109H224V111H225ZM231 109V108H230ZM237 109H238V107H237ZM3 110V109H2ZM1 110V111H2ZM12 110V109H11ZM113 110H115V109H113ZM117 110V109H116ZM133 110V108L131 109V111ZM135 110V109H134ZM189 110V109H188ZM216 110V111H217ZM220 110V109H219ZM233 110H235V109H233ZM239 110V109H238ZM237 110V111H238ZM86 112H87V110H85ZM85 111H84V113H85ZM101 111V110H100ZM110 111V110H109ZM122 111V110H121ZM144 112H145V110H143ZM148 111H149V109H148ZM166 111H168V110H166ZM174 111V110H173ZM198 111V110H197ZM216 111H214V112H216ZM223 111V112H224ZM94 112V111H93ZM92 112V113H93ZM118 112H119V108H118ZM126 112V111H125ZM135 112V111H134ZM137 112V111H136ZM135 112V113H136ZM186 112L187 111H185V113H184V116H186ZM192 112V111H191ZM209 112V111H208ZM207 112V113H208ZM218 112V111H217ZM222 112V111H221ZM241 112V111H240ZM10 113H13V112H10ZM15 113V112H14ZM67 113H69V112H67ZM91 113V112H90ZM101 113V112H100ZM151 113V112H150ZM206 113V114H207ZM220 113V112H219ZM218 113V114H219ZM225 113V112H224ZM243 113V112H242ZM7 114H9V113H7ZM66 114V113H65ZM96 114V113H95ZM98 114V113H97ZM109 114V113H108ZM111 114H115V111L113 112V113H111ZM119 114V113H118ZM145 114V113H144ZM162 114V113H161ZM221 114L222 113H220V116H221ZM238 114V113H237ZM244 114V113H243ZM247 114V113H246ZM245 114V115H246ZM249 114V113H248ZM1 115H4V113H1ZM13 115V114H12ZM70 115V114H69ZM88 115H89V113H88ZM93 115V114H92ZM99 115V114H98ZM116 115V114H115ZM176 115V114H175ZM200 115H202V113L200 114ZM204 115V114H203ZM214 115V114H213ZM74 116V115H73ZM85 116V115H84ZM87 116V115H86ZM94 116V115H93ZM102 116V115H101ZM100 116V117H101ZM111 115H109V117H110ZM137 116V115H136ZM188 116H189V114H188ZM218 116V115H217ZM220 116H218V117H220ZM222 116H224V114H222ZM14 117V116H13ZM91 117V116H90ZM104 117H106V115L104 116ZM115 117V116H114ZM117 117V116H116ZM141 117V116H140ZM143 117H144V115H143ZM147 117V116H146ZM175 117V116H174ZM182 117V116H181ZM191 117V116H190ZM199 117V116H198ZM243 117V116H242ZM8 118V117H7ZM15 118V117H14ZM72 118V117H71ZM102 118V117H101ZM107 118V117H106ZM120 118V117H119ZM148 118H149V116H148ZM187 118V117H186ZM222 118H224V117H222ZM13 119V118H12ZM78 119V118H77ZM87 119V118H86ZM88 119H89V117H88ZM150 119V118H149ZM190 119V118H189ZM201 119V118H200ZM204 119V118H203ZM8 120H10V119H8ZM8 120H6V121H8ZM73 120V119H72ZM92 120V119H91ZM101 120V119H100ZM100 120H98V122L100 121ZM148 120V119H147ZM155 118H153V122L155 123ZM162 120V119H161ZM181 120V119H180ZM208 120V119H207ZM219 120H220V118H219ZM233 119H231V121H232ZM0 121H2V120H0ZM11 121V120H10ZM9 121V122H10ZM17 121V120H16ZM74 121V120H73ZM88 121V120H87ZM89 121H90V119H89ZM123 121V120H122ZM144 121V120H143ZM143 121H142V123H143ZM149 121V120H148ZM188 121H190V120H188ZM194 121V120H193ZM192 121V122H193ZM204 121V120H203ZM3 122V121H2ZM18 122V121H17ZM68 122V121H67ZM76 122V121H75ZM100 122H103V118H102V121H100ZM133 122V121H132ZM135 122V121H134ZM140 122V121H139ZM151 122H152V120H151ZM177 122V121H176ZM179 122V121H178ZM225 122V121H224ZM233 122V121H232ZM79 123V122H78ZM90 123V122H89ZM88 123V124H89ZM96 123V122H95ZM95 123L93 124L92 122L90 123L91 125L93 124V126L95 125ZM125 123V122H124ZM145 123V122H144ZM208 123V122H207ZM220 123V122H219ZM228 123V122H227ZM1 124V123H0ZM11 124V123H10ZM10 124H8L9 126H10ZM18 125H19V123H17ZM74 124V123H73ZM75 124H77V123H75ZM120 124V123H119ZM122 124V123H121ZM156 124V123H155ZM154 124V125H155ZM164 124V123H163ZM180 124V123H179ZM196 124V123H195ZM223 124V123H222ZM221 124V125H222ZM225 124V123H224ZM232 124V123H231ZM235 124V123H234ZM12 125V124H11ZM15 125V124H14ZM18 125H16V126H18ZM67 125V126H66ZM78 125H80V123L78 124ZM136 125V124H135ZM138 125H140V124H138ZM178 125V124H177ZM185 125V124H184ZM188 125V124H187ZM203 125H204V123H203ZM217 125V124H216ZM216 125H215V127H216ZM220 125V126H221ZM241 125V124H240ZM2 126H4V124H2ZM89 126V125H88ZM124 126V125H123ZM156 126V125H155ZM199 126V125H198ZM198 126H197V128H198ZM206 126V125H205ZM238 126V125H237ZM81 127H84V126H81ZM122 127V126H121ZM125 127V126H124ZM176 127V126H175ZM181 127V126H180ZM186 127V126H185ZM188 127H191L190 125L188 126ZM222 127V126H221ZM235 127H236V125H235ZM1 128V127H0ZM5 128V127H4ZM13 129H15L14 127H12ZM76 128V127H75ZM98 129H99V127H97ZM111 128V127H110ZM129 128H132V127H130L129 126ZM160 128V127H159ZM177 128V127H176ZM195 128V127H194ZM223 128H224V125H223ZM222 128V129H223ZM229 128V127H228ZM237 128V127H236ZM11 129V128H10ZM84 129V128H83ZM82 129V130H83ZM95 129H96V127H95ZM101 129V128H100ZM138 129V128H137ZM146 129V128H145ZM192 129V128H191ZM219 129H221V128H219ZM221 129V130H222ZM230 129V128H229ZM16 130V129H15ZM80 130H81V128H80ZM91 130H92V128H91ZM105 130H107V129H105ZM134 130L135 129H133V132H134ZM142 130V129H141ZM189 130H190V128H189ZM199 130V129H198ZM218 130V129H217ZM224 134L226 135L227 134V128L225 127L224 129ZM5 131H6V129H5ZM83 131H85V133H87L86 132V130H83ZM108 131V130H107ZM113 131V130H112ZM129 131H130V129H129ZM161 131H163V130H161ZM192 131H194V130H192ZM211 131V130H210ZM239 131H237V132H239ZM78 132V131H77ZM95 132V131H94ZM96 132H98V131H96ZM103 132V131H102ZM124 132V131H123ZM131 132V131H130ZM132 132V133H133ZM141 132V131H140ZM155 132H156V130H155ZM170 132V131H169ZM186 132V131H185ZM222 132V131H221ZM76 133V134H75ZM93 133V132H92ZM122 133V132H121ZM125 133V132H124ZM123 133V134H124ZM137 133V132H136ZM148 133V132H147ZM172 133V132H171ZM174 133V132H173ZM189 133V132H188ZM196 132H194V134H195ZM201 133V132H200ZM10 134V133H9ZM99 134H100V132H99ZM116 134V136H117V133H115ZM114 134V135H115ZM118 134H119V132H118ZM150 134V133H149ZM178 134H179V132H178ZM185 134V133H184ZM205 135H206V133H204ZM217 134H219L218 132H217ZM232 134H234V132L232 133ZM12 135V134H11ZM80 135H84L83 133L81 134V132H80ZM93 135V134H92ZM139 135V134H138ZM166 135V134H165ZM164 135V136H165ZM192 135V134H191ZM203 135V134H202ZM201 135V136H202ZM220 135V134H219ZM218 135V136H219ZM235 136L237 135V134H234ZM15 136V135H14ZM13 136V137H14ZM85 136H87L88 137V135H85ZM96 136V135H95ZM100 136V135H99ZM111 136H112V138H113V135L111 134ZM132 136V135H131ZM141 136V135H140ZM143 136V135H142ZM162 136V135H161ZM168 136V135H167ZM172 136H174V135H171V138H172ZM179 136V135H178ZM189 137H191L190 136V134L188 135ZM209 136V135H208ZM217 136V137H218ZM222 139L223 140H225V141H223V145L225 146L224 147V149H223V151H222V154H223V157H224V160L223 161H225V167L227 168V171H229V176H230V178L232 179V180H234L235 178H236V175H237V171H238V168L240 169V167L238 166V161H237V154L238 153H236V150H235V148L237 149V146L235 145V143H234V147H232V148H234V149H232V150H235V152H234V154H233V156H232V158H230L227 154V149H226V144H228V143H230L229 142V138H231V137H229L228 138V136L226 135V139L224 138V136H223V132H222ZM86 137V138H87ZM97 137H98V135H97ZM136 137V136H135ZM139 137V136H138ZM158 137V136H157ZM166 137V136H165ZM183 137V136H182ZM196 137V136H195ZM194 137V138H195ZM210 137V136H209ZM220 137V136H219ZM218 137V138H219ZM239 137V136H238ZM85 138V139H86ZM146 138V137H145ZM152 138V137H151ZM192 138H193V136H192ZM193 138V139H194ZM197 138V137H196ZM221 138V137H220ZM98 139V138H97ZM101 139V138H100ZM105 139V138H104ZM129 139V138H128ZM165 139H167V138H165ZM186 139H187V137H186ZM193 139H192V141H193ZM235 139H237V138H234V140ZM93 139H91L90 141H92ZM95 140V139H94ZM110 140H112L111 139V137H110ZM137 140V139H136ZM142 140V139H141ZM149 140H151V139H149ZM191 140V139H190ZM203 140V139H202ZM212 140V139H211ZM216 140V139H215ZM220 140V139H219ZM86 141V140H85ZM89 141V140H88ZM89 141V142H90ZM106 141V140H105ZM109 141V140H108ZM113 141H114V138H113ZM125 141V140H124ZM182 141H184V140H182ZM231 141H232V139H231ZM236 141V140H235ZM95 142V141H94ZM101 142H102V140H101ZM167 143H168V141H166ZM172 142H174V141H172ZM188 142V141H187ZM208 142V141H207ZM216 142V141H215ZM228 142V143H227ZM91 143V142H90ZM89 143V144H90ZM106 143V142H105ZM116 143V142H115ZM138 143H139V141H138ZM143 143V142H142ZM176 143V142H175ZM191 144H192V142H190ZM209 143V142H208ZM217 143V142H216ZM88 144V143H87ZM112 144V143H111ZM119 144V143H118ZM126 145H127V143H125ZM128 144H130V143H128ZM141 144V143H140ZM169 144V143H168ZM172 144V143H171ZM187 144V143H186ZM123 145H124V142H123ZM131 145H132V143H131ZM149 145V144H148ZM147 145V146H148ZM157 145V144H156ZM177 145V144H176ZM215 145V144H214ZM244 145V146H243ZM84 146V145H83ZM86 146H88V145H86ZM85 146V147H86ZM106 146V145H105ZM110 146V145H109ZM117 146V145H116ZM134 146V145H133ZM184 146V145H183ZM189 146H191V145H189ZM236 146V147H235ZM91 147H92V145H91ZM122 147V146H121ZM126 147H128V145L126 146ZM139 147V146H138ZM143 147V146H142ZM149 147V146H148ZM147 147V148H148ZM161 147V146H160ZM209 147V146H208ZM123 148V147H122ZM133 148V147H132ZM146 148V149H147ZM156 148V147H155ZM162 148V147H161ZM165 148V147H164ZM180 148H182V145H181V147ZM204 148H206V147H204ZM241 148V147H240ZM246 148L244 149L245 150V152H246ZM84 149H86L85 150V153L88 151V153L90 152L89 150H88V147L87 148H84ZM93 149H94V147H93ZM118 149V148H117ZM145 149V148H144ZM149 149H151V147L149 148ZM183 150H184V148H182ZM181 149V150H182ZM187 149V148H186ZM213 149H214V146H213ZM219 149V152H221L220 151V147L218 148ZM91 150V149H90ZM124 150V149H123ZM128 150V149H127ZM136 150V149H135ZM152 150V149H151ZM212 150V149H211ZM240 150V149H239ZM116 151V150H115ZM140 151V150H139ZM212 151H214V150H212ZM217 151V147H216V150H215V152ZM238 151V150H237ZM101 152V151H100ZM104 152V151H103ZM106 152V151H105ZM152 152V151H151ZM157 152V151H156ZM193 152V151H192ZM205 152V151H204ZM85 153H83V154H85ZM124 153H125V151H124ZM135 153V152H134ZM141 153V152H140ZM149 153V152H148ZM155 153V152H154ZM212 153V152H211ZM92 154H95V152H93L92 151ZM126 154H127V152H126ZM132 154V153H131ZM130 154V155H131ZM221 154V155H222ZM240 154V153H239ZM247 154V153H246ZM86 155V154H85ZM84 155V156H85ZM102 155V154H101ZM137 155V154H136ZM152 155V154H151ZM156 155V154H155ZM171 155V154H170ZM206 155V154H205ZM29 156V157H30ZM36 156V155H35ZM109 156V155H108ZM157 156V155H156ZM161 156V155H160ZM165 156V155H164ZM210 156V155H209ZM209 156H208V158H209ZM212 156V155H211ZM242 156H243V152H242ZM247 156V155H246ZM26 157V158H25ZM33 157H34V155H33ZM32 157V158H33ZM36 157H38V156H36ZM36 157H35V159H36ZM40 157H38V161H41V160H39V158ZM86 157H88V155H86ZM137 157H139V156H137ZM212 157H214V156H212ZM216 157V156H215ZM239 157V156H238ZM99 158V160H101V158L100 157H98ZM105 158V157H104ZM147 158V157H146ZM158 158V157H157ZM161 158H163V157H161ZM165 158H167V157H165ZM219 158H221V157H219ZM236 158V159H235ZM242 158V157H241ZM23 159V160H24ZM169 159V158H168ZM204 159V158H203ZM214 159V158H213ZM245 159V158H244ZM25 160H24V163L26 164V162H25ZM29 160V161H28ZM34 160V159H33ZM161 160V159H160ZM210 159H208V161H209ZM212 160V159H211ZM238 160H239V158H238ZM43 161V160H42ZM214 161V160H213ZM240 161V160H239ZM23 162V161H22ZM34 162V161H33ZM103 162V161H102ZM205 162H206V160H205ZM31 163V162H30ZM29 163V164H30ZM99 163V162H98ZM203 163H204V161H203ZM223 163V162H222ZM243 163H245V161L243 162ZM33 164V163H32ZM35 164V163H34ZM38 164V163H37ZM164 164V163H163ZM208 164H209V162H208ZM216 164V163H215ZM220 164V163H219ZM218 164V165H219ZM11 165H13V164H11ZM23 166H24V164H22ZM47 165V166H46ZM99 165H100V163H99ZM169 165V164H168ZM246 165H248V163H246ZM8 166V165H7ZM10 166V165H9ZM44 167V168H41V167ZM202 166V165H201ZM207 166V165H206ZM220 166V165H219ZM224 166V164L221 166V168ZM238 166V167H237ZM19 167V166H18ZM25 167V166H24ZM213 167V166H212ZM241 167H242V164H241ZM246 167V166H245ZM244 167V168H245ZM21 168V167H20ZM27 168V169H28ZM209 168V167H208ZM215 168V167H214ZM24 169V168H23ZM167 169V168H166ZM202 169H203V166H202ZM206 169V168H205ZM205 169H204V171H205ZM210 169V168H209ZM242 169V168H241ZM240 169V170H241ZM11 170H12V168H11ZM215 170H216V168H215ZM219 170V169H218ZM217 170V171H218ZM243 170V169H242ZM245 170H247V169H245ZM250 170V169H249ZM27 171V170H26ZM25 171V172H26ZM209 171V170H208ZM23 172V171H22ZM188 172V171H187ZM212 172V171H211ZM222 172V171H221ZM247 172V171H246ZM30 174L32 173V172H29ZM28 173V174H29ZM41 173H43L44 175H39V174H41ZM205 173H207V172H205ZM245 172H244V170H243V174H244ZM168 174V173H167ZM171 174V173H170ZM224 174V173H223ZM226 174V173H225ZM242 174V175H243ZM254 174H253V178H254ZM172 175V174H171ZM205 175H207V174H205ZM227 175V174H226ZM250 175V174H249ZM223 176V175H222ZM245 176V175H244ZM13 177V176H12ZM28 177V176H27ZM40 177V178H39ZM219 177H220V175H219ZM227 177V176H226ZM226 177H224V179L226 178ZM247 177V176H246ZM23 178V177H22ZM25 178V177H24ZM24 178H23V180H24ZM28 178V179H29ZM250 178V177H249ZM252 178V177H251ZM27 179V178H26ZM25 179V180H26ZM36 179H39L38 181H40V182H36ZM208 179H210L209 177H208ZM223 179V180H224ZM11 180V179H10ZM31 180V179H30ZM33 180V179H32ZM61 180V181H60ZM172 180V179H171ZM174 180H176V179H174ZM231 180V181H232ZM254 180V179H253ZM9 181V180H8ZM27 181V180H26ZM42 181H44V180H42ZM44 181V182H45ZM57 181L59 182H61V184H60V186H58V189H56L55 188V182H56V184H57ZM218 181V180H217ZM216 181V182H217ZM226 181H227V178H226ZM15 182V181H14ZM22 182H24V181H22ZM31 182V181H30ZM59 182V183H60ZM169 182V181H168ZM192 182V181H191ZM211 182V181H210ZM250 182V181H249ZM251 182H254V181H251ZM18 183V182H17ZM26 183V182H25ZM218 183V182H217ZM221 183V182H220ZM224 183V182H223ZM235 183V181H233V184ZM237 183V182H236ZM235 183V184H236ZM21 184H23V183H21ZM34 184V185H35ZM176 184V183H175ZM193 184V183H192ZM191 184V185H192ZM214 184V183H213ZM252 184V183H251ZM13 186L15 185V186H18V185H16V184H12ZM28 185H29V183H28ZM31 185H33L32 183H31ZM59 185V184H58ZM256 185V184H255ZM217 186H219V185H217ZM240 186V185H239ZM31 187V186H30ZM226 187V186H225ZM35 188V187H34ZM229 188V187H228ZM232 188V187H231ZM244 188V187H243ZM243 188H241V189H243ZM252 188V187H251ZM250 188V189H251ZM213 189V188H212ZM219 189V188H218ZM239 190H240V188H238ZM220 190V189H219ZM221 190H223V188L221 189ZM225 190V189H224ZM233 190V189H232ZM252 190V189H251ZM35 191V192H34ZM209 191V190H208ZM215 191V190H214ZM218 191V190H217ZM216 191V192H217ZM254 191H252V193H254ZM213 192V191H212ZM221 192V191H220ZM225 192V191H224ZM226 194H223L224 196H225V204L227 205V208H228V205H230L229 204V200H231L230 198H232V196L234 197L235 195H233L232 194V192L230 191V189H229V191H227L226 190V192H225ZM239 193V192H238ZM242 193V192H241ZM240 193V194H241ZM220 194V193H219ZM242 195V194H241ZM222 196V195H221ZM254 196V195H253ZM241 197H243V196H241ZM224 198V197H223ZM238 198V197H237ZM252 198V197H251ZM220 199V198H219ZM219 199H218V201H219ZM240 199V198H239ZM244 199V198H243ZM236 200V199H235ZM217 201V200H216ZM218 201H217V204L219 205V203H218ZM245 201V200H244ZM247 201V200H246ZM250 201H251V199H250ZM241 202H242V200H241ZM242 203H244V202H242ZM193 204V203H192ZM246 205H247V202H246ZM223 206V205H222ZM221 207V206H220ZM248 207V206H247ZM226 208V209H227ZM232 208V207H231ZM249 208V207H248ZM247 208V209H248ZM240 209H242V208H240ZM179 210V209H178ZM223 210V209H222ZM258 210H257V212H258ZM256 211V210H255ZM192 212V211H191ZM220 212V211H219ZM225 212V211H224ZM258 212V213H259ZM249 213H251L250 211H249ZM255 214V213H254ZM176 214H174V216H175ZM238 215V214H237ZM245 218H243V216L241 217V219H240V225H241V222H243V224H244V222L247 220V218L248 217H246V216H244ZM264 217V216H263ZM262 217V218H263ZM255 218H256V216H255ZM261 218V219H262ZM43 219V221H45ZM192 219V218H191ZM238 219V218H237ZM251 219V218H250ZM252 219H254L253 217H252ZM239 220V219H238ZM42 221V220H41ZM257 221V220H256ZM258 221H260V220H258ZM257 221V222H258ZM194 222V221H193ZM249 222H250V220H249ZM195 223V222H194ZM255 223V222H254ZM253 223V224H254ZM43 224V223H42ZM45 224V223H44ZM223 225V224H222ZM246 225H248V223L246 224ZM191 226V225H190ZM262 226V225H261ZM193 227V226H192ZM245 227V226H244ZM248 227V226H247ZM252 227V226H251ZM255 227V226H254ZM256 227H257V224H256ZM176 228V227H175ZM188 228V227H187ZM222 228V227H221ZM258 228V227H257ZM173 229V228H172ZM191 229V228H190ZM242 229V228H241ZM249 229V228H248ZM248 229H246V231L248 230ZM263 229V228H262ZM50 230V229H49ZM217 230V229H216ZM251 230H254V229H252L251 228ZM51 232H52V230H50ZM221 231V230H220ZM233 231V230H232ZM172 232V231H171ZM217 232V231H216ZM219 232V231H218ZM244 232V231H243ZM243 232H241V233H243ZM249 232V231H248ZM49 233V232H48ZM174 233V232H173ZM245 233V232H244ZM167 234H169V233H167ZM253 234V233H252ZM252 234H250V235H252ZM49 235H52V234H49ZM180 235V234H179ZM184 235V234H183ZM220 235V234H219ZM248 235V234H247ZM249 235V236H250ZM56 236V235H55ZM168 236V235H167ZM248 236V237H249ZM162 237V236H161ZM166 237V236H165ZM173 237H174V235H173ZM182 237V236H181ZM82 238V237H81ZM183 238H184V236H183ZM183 238H180V240L181 239H183ZM191 238V237H190ZM195 238V237H194ZM242 238H244V236L242 237ZM242 238L240 239V240H242ZM251 238V237H250ZM48 239V238H47ZM51 239V238H50ZM49 239V240H50ZM54 239V238H53ZM199 239V238H198ZM216 239V238H215ZM45 240V239H44ZM43 240V241H44ZM56 240H58V238L56 239ZM80 240V239H79ZM172 240V239H171ZM218 240V239H217ZM222 240V239H221ZM244 240H246V236H245V239ZM248 240H250V239H248ZM253 240V239H252ZM264 240V239H263ZM52 241H54V240H52ZM184 241V240H183ZM220 241V240H219ZM218 241V242H219ZM243 241V240H242ZM247 241V240H246ZM39 242V241H38ZM37 242V243H38ZM45 242V241H44ZM82 242H84V241H82ZM88 242V241H87ZM90 242V241H89ZM166 242V241H165ZM178 242V241H177ZM190 242H191V239H190ZM217 242V241H216ZM224 242V241H223ZM241 242V241H240ZM245 242V241H244ZM46 243H48V242H46ZM167 243V242H166ZM180 243H182V242H180ZM193 243V242H192ZM195 243V242H194ZM201 243V242H200ZM226 243V242H225ZM224 243V244H225ZM236 243V242H235ZM243 243V242H242ZM246 243V242H245ZM249 243H251V240H250V242ZM248 243V244H249ZM254 243V242H253ZM51 244H53V243H51ZM60 244V243H59ZM179 244V243H178ZM241 244V243H240ZM256 244L257 243H255V246H256ZM39 245V244H38ZM57 245H58V242H57ZM61 245V244H60ZM77 241H75L74 242V244L71 246V247H77ZM176 244H174V246H175ZM193 245V244H192ZM219 245V244H218ZM239 245V244H238ZM261 245V244H260ZM32 246H33V244H32ZM34 246H35V244H34ZM39 246H43V245H39ZM45 246V245H44ZM47 246V245H46ZM50 246V244L48 243V247ZM51 246H54V245H51ZM79 246V245H78ZM243 246H245V245H243ZM250 246H252V244H250ZM36 247H37V245H36ZM62 247V246H61ZM64 247V246H63ZM69 247L70 246H67V248L69 249ZM191 247V246H190ZM208 247V246H207ZM241 247V246H240ZM35 248V247H34ZM50 248V247H49ZM53 248V247H52ZM55 248H57L56 247V245H55ZM205 248V247H204ZM228 248V247H227ZM61 249V248H60ZM167 249V248H166ZM165 249V250H166ZM171 249V248H170ZM185 249V251H186V248H184ZM191 249V248H190ZM197 249V248H196ZM224 249V248H223ZM226 249V248H225ZM238 249V248H237ZM242 249H244V248H242ZM241 249V250H242ZM247 249H248V247H247ZM264 248H262V250H263ZM47 250V249H46ZM62 250V249H61ZM64 250V249H63ZM188 250V249H187ZM222 250V249H221ZM229 250V249H228ZM252 250H253V247L249 250L250 252H252ZM261 250V251H262ZM48 251V250H47ZM53 251V250H52ZM56 251H57V249H56ZM65 251V250H64ZM201 251V250H200ZM205 251V250H204ZM222 251H224V250H222ZM227 251V250H226ZM237 251V250H236ZM50 252V251H49ZM48 252V253H49ZM67 252V251H66ZM168 252V251H167ZM171 252V251H170ZM174 252V251H173ZM175 252H176V250H175ZM199 252V251H198ZM202 252V251H201ZM69 253V252H68ZM169 253V252H168ZM167 253V254H168ZM183 252H181V254H182ZM194 253V252H193ZM231 253H232V251H231ZM236 253V252H235ZM238 253L240 254V251H238ZM237 253V254H238ZM248 253V252H247ZM258 252H256V254H257ZM54 254V253H53ZM64 254V253H63ZM70 254V253H69ZM170 254V253H169ZM178 254V253H177ZM180 254V253H179ZM180 254V255H181ZM191 254H192V252H191ZM196 254V253H195ZM194 254V255H195ZM199 254H200V252H199ZM224 254H226V253H224ZM228 254V253H227ZM241 254H242V252H241ZM240 254V255H241ZM251 254V253H250ZM255 254V255H256ZM260 254V253H259ZM263 254V253H262ZM1 255V254H0ZM3 255V254H2ZM7 255V254H6ZM51 255H52V253H51ZM194 255H193V257H194ZM234 255V254H233ZM249 255V254H248ZM247 255V256H248ZM254 255V256H255ZM5 256V255H4ZM49 256V255H48ZM55 256V255H54ZM70 256V255H69ZM142 256V255H141ZM189 256V255H188ZM227 256V255H226ZM235 256V255H234ZM233 256V257H234ZM239 256V255H238ZM3 257V256H2ZM45 257V256H44ZM52 257V256H51ZM182 257V256H181ZM192 257V256H191ZM198 257H199V255H198ZM235 257H237V256H235ZM234 257V258H235ZM239 257H241V256H239ZM242 257H243V255H242ZM249 257H250V255H249ZM1 258V257H0ZM138 258V257H137ZM137 258L135 257V258H133V260L130 262V264H136V260H137ZM144 258V257H143ZM178 258V257H177ZM199 258H201V256L199 257ZM224 258H225V256H224ZM231 258V257H230ZM233 258V259H234ZM247 258V257H246ZM263 258H264V254H263ZM262 258V260L264 261V259ZM9 259V258H8ZM46 259V258H45ZM60 259H62V258H60ZM64 259V258H63ZM68 260H69V258H67ZM164 259V258H163ZM185 259V258H184ZM188 259V258H187ZM192 259V258H191ZM203 259V258H202ZM240 259V258H239ZM243 259V258H242ZM259 259V258H258ZM3 260V259H2ZM7 260V259H6ZM5 259H4V261H6ZM66 260V259H65ZM177 261H178V259H176ZM181 260V259H180ZM213 259H211V261H212ZM230 260V259H229ZM228 260V261H229ZM262 260H261V262H262ZM51 261H53V260H51ZM57 261V260H56ZM63 261V260H62ZM145 261H146V259L144 260V259H138V264H145ZM192 261V260H191ZM196 261H200V260H196ZM210 261V262H211ZM222 261V260H221ZM224 261H226V260H224ZM239 260H237V262H238ZM8 262V261H7ZM70 262V261H69ZM72 262V261H71ZM70 262V263H71ZM167 262V261H166ZM165 262V263H166ZM174 262H175V260H174ZM195 262V261H194ZM203 262V261H202ZM227 262V261H226ZM236 262V263H237ZM240 262L241 263H243V264H248V262H246V261H241V259H240ZM240 262H239V264H240ZM258 262V261H257ZM256 261H255V263H257ZM10 263H11V261H10ZM44 263V262H43ZM66 263H68V262H66ZM69 263V264H70ZM172 263V262H171ZM170 263V264H171ZM180 264H186L184 261H182L181 260V262H179ZM192 263H193V261H192ZM199 263V262H198ZM197 263V264H198ZM201 263V262H200ZM204 263V262H203ZM213 262H211V264H212ZM222 264H223V262H221ZM251 263H253V262H251ZM250 263V264H251ZM3 264H5V263H3ZM188 264V263H187ZM202 264V263H201ZM235 264V263H234ZM259 264H260V262H259ZM263 264V263H262Z\"/></svg>",
  "mask_w": 264,
  "mask_h": 264
},
{
  "label": "clouds",
  "instance_id": "3",
  "mask_svg": "<svg viewBox=\"0 0 264 264\" xmlns=\"http://www.w3.org/2000/svg\"><path fill=\"white\" fill-rule=\"evenodd\" d=\"M23 6V0H0V24L13 25ZM32 9L25 27L38 32L36 45L47 46L57 4L34 0ZM243 44L252 54L264 56V16L248 23ZM259 83L264 85V80ZM22 159L19 146L0 128V164L20 165ZM170 171L156 158L112 154L99 167L77 176L42 225L31 187L11 185L8 172L0 167V254L11 257L13 264H42L46 248L31 245L45 238L50 227L61 244L70 246L72 264H130L141 248L148 257L145 264H154L157 254H167L161 236L174 226L172 214L188 202L178 185L161 179ZM81 237L94 245L71 247Z\"/></svg>",
  "mask_w": 264,
  "mask_h": 264
}]
</instances>
